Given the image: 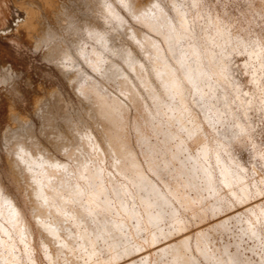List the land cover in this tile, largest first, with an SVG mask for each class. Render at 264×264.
Returning <instances> with one entry per match:
<instances>
[{
  "label": "bare ground",
  "instance_id": "obj_1",
  "mask_svg": "<svg viewBox=\"0 0 264 264\" xmlns=\"http://www.w3.org/2000/svg\"><path fill=\"white\" fill-rule=\"evenodd\" d=\"M185 1H187V0H0V86H4V88L0 90V214H1V212H3V208H4V210H6V214L8 213L9 216H12L14 219L17 218L18 221H21V224L16 222V226H18L17 224H19L20 226H23V227H20V228L18 227V229L22 230L21 228H23V230H26L29 233V236H31L33 234V232H34L33 231L34 229H32V225H31L33 223V221L31 222L29 220L28 216L26 215L27 213H26L25 206H28L29 207L28 210L31 209V211H30L32 213L31 217L33 219L37 220V222L40 225L38 230H40V228H41L48 235L46 237V241L44 240V242H43L45 247L46 246L49 247L53 243H54V245L57 244L55 242H58V240H59V238L61 236V235L59 236V223L57 221H53V222H50V223L46 224L44 219H43L49 213V212L47 213V210L44 207L45 206L44 202L45 201L48 202L49 200L51 201L52 199H53V202H54L55 200L52 197L55 196V195L58 197L60 195L59 194L60 193L59 189L60 188L64 189V187H63L64 181L63 180H62L63 181V185H61V187L58 186V187H60L59 189H57V186H56L57 182H55L56 184L54 185V186H56V188L55 189L53 187L51 188V186H53V184H54V180L56 179V177L55 178L51 177V175H53L52 173H54L52 171L53 169L51 167H54V170H55V168L62 167L63 165H64L63 168H65V166L67 165V164H65V163H67L66 161L64 163L63 161L58 159L57 156H55L56 155L55 153H54L55 155L52 154L54 152L53 147L55 148V152H56V150L57 151L58 150H61V151L64 150V151L67 152V150L70 149V148L72 150V148H77V147L82 146L84 148L83 149L81 147L82 150L88 151L89 154H90L89 150H92L91 148H93L94 150L97 151V154L95 153V151H94V154L97 155V158H98V155H99V158H101L100 159L101 161H102V159L103 160L107 159V157H111V159L113 158V160L115 162V164H113V165H116L115 168H117V170H118V171H115V172H117V173L120 172L121 173V174H118L119 176H121L119 180H121V178L124 179V176L126 178L130 174L129 172H133L134 169H135L136 171L133 172V173H135L136 176L134 177L133 175L130 174V176H128L129 179H128L127 182H129V180H130V183H129L130 186L133 184V183H131L132 182L131 180H135V181H137V184H139L140 183L139 181H141L142 179L143 180L147 179L148 181L146 180L145 183H144V181H141L145 185H146V183L148 184V182L149 183L153 182L151 185L148 184L149 187L147 186L150 189V191H149L150 194L154 197V200H153L154 201V206H150V208L151 207L155 208V204H156V206L165 204L167 206V209H168V206L171 205V206H173V209L176 208V210H177V209H179V207L176 204H174L175 197L178 200V198H180L183 195L182 193L184 192V191L181 192L182 195L180 194V197L179 196H172L171 195V192H172L171 189L173 188V185H172L170 190H167L168 192H163V188L162 187H164V186H162V185L167 183V186H169V185L172 184V182L170 181L171 183L169 184L168 183L169 179L167 180L168 182H164L163 181V179L165 180V178H163L162 180L160 179V178H162L164 176V175H162V177H160L161 173L162 172L165 173V172L160 170L162 172L159 174V172L157 170V168H159V166H160V164L158 163L159 157H157V156H160V155L158 153H161V156H162L161 159L166 158L168 163H171V162L174 163V161H178L179 160L180 164H178V165H180V166L177 165L178 169H177L176 165H175V167H176L177 170L181 171L179 173L180 175H185L183 172H186V169H189L190 165L187 164V161H186V158H185L186 155H187V158H188V154H191L190 157L194 160V162L192 161L194 164L195 163L197 164V162L199 161L200 158H202L204 160V157L205 158L208 157L209 155L213 154V152H214L215 156L217 157L216 160L217 161L221 160V153L219 151V147L220 146L217 145V147H215L214 146L215 143H213L214 141L217 140V139H215V138H217L216 137L217 136L216 135L217 131L215 132L216 136H213L215 138L212 139L211 135L208 132L209 130L207 131V129L204 126L205 121L203 123L201 120H199L197 118L200 115L197 116L198 115L196 113L197 110L193 106V103L191 105V102L194 99H192V101L190 100L191 101L190 102L189 99L191 97L189 96V94L192 93V92L195 93V91L193 90L194 88L197 90L196 93H198V96H199V97H197V102H198V98H199V100L201 99V101H202L201 104L203 105V108H204V111H205L204 112L202 110V112L201 111H198V112H200V113L204 112L203 115L205 117H208V119H209L210 113L211 114L213 113L212 116H215L214 112H212V111H216L217 110V107H218V104H219L218 101L220 102L219 98L221 99V97H223V96L226 97L227 96L228 91H224L226 89L225 87H223V88H225L223 91L227 92L226 95L225 94L223 95L224 92L222 90H218L220 85H218V88L217 87L215 88V86H217V84H219L218 80H220V79H218V78H220V76H217L218 78H216V75L221 73L220 72L221 70L217 69L218 72H216L214 67H213V65H211V64L214 63L213 61L216 60V59L214 60V57L216 55V50L214 49L213 46H214V44H217L219 42L220 37H221V36L219 37V35L221 33V30L223 31V29H221V26H224V25L222 24L220 26V23L218 21L219 19H217L218 17L216 15H215V17H217V18L214 17L215 18L214 20H216V21H211L210 20L211 11H208V13H206V14H209L208 15L209 16L208 19L210 20V22H214V23L216 22V23L213 25L212 23L208 22L209 20L206 19L207 15L205 16V18H204V15H203V18L206 19L205 21H207L208 24L210 23V27L200 25V21H198V17L202 18V16H200V15L205 14V13H203L205 10L203 11L201 8L205 4L208 5V1H206L205 4L202 3L203 4L202 5L201 4L202 0H192L194 6L196 8V11H197V13L194 16H192L190 14V12L187 10V6L188 5H185ZM253 1L251 2V6L255 5V4H252V3H254ZM259 1H261V0H259ZM245 2H246V0H245ZM245 2H243V3H245ZM240 3H241V0H240ZM255 3H257V1H255ZM260 3H263V2L261 1ZM186 4H189V3L187 2ZM214 4L212 3L213 7H214ZM200 6H201V8H200ZM210 6H211V3H210ZM245 7H246L245 9H247V6H245ZM260 7L261 6L259 5V8ZM189 8H191V5H190ZM206 8H207V6H206ZM259 8H257L258 11H259ZM214 9H215V7H214ZM223 9H224V6H223ZM242 9H244V7ZM245 9H244V11H245ZM260 9L264 10V6H262V8H260ZM215 10L219 11V9H215ZM253 10L256 13H259V12L256 11V8L255 9L251 8V11H253ZM221 11H222V9H221ZM221 11H219V12H221ZM247 11L249 12L250 10L247 9ZM213 13H214V11H213ZM263 13H264V11H263ZM216 14H217V12H216ZM221 14H222V12H221ZM245 14H246V12H245ZM260 14H261V11H260V13L258 15H260ZM252 15H254V14H252ZM221 16L219 17L220 19H222ZM225 16H226V12H225ZM225 16H224V18H225ZM227 16H229V14ZM262 16H264V14ZM250 17H252V16H250ZM258 17H260V16H258ZM204 19H203V22H205ZM251 19H253V17ZM224 21H226V19ZM235 21H236V19H235ZM226 23H225V25H226ZM204 25H207V24H204ZM228 25H229V23H228ZM228 25H227V28H228ZM250 27H248V28H250ZM229 28H231V27H229ZM251 28H253V27H251ZM232 30H230V31H232ZM226 31H228V35L230 33L231 34L234 33V31L229 33V30H227V29H226ZM223 32H225V31H223ZM242 33H244V32H242ZM254 33H255V30H254ZM203 34H205L206 37H208V40H210V44H211L210 46H207L205 44L202 45V41H201L200 38H201V36ZM258 34H259V32H258ZM242 36H244V35L242 34ZM239 38H242V37H239ZM247 38L248 37H246V40L250 39V38L249 39H247ZM260 38H261V36H260ZM260 38H259V40H260ZM257 39H254V41H259ZM205 40H207V39H205ZM224 40L226 41V39H224ZM250 40H252V39H250ZM250 40H249V42H250ZM228 41H227L228 44L230 43L229 45H231V46H234V44L236 42V41L234 42V39H233L234 44H231L232 43V39L231 38H228ZM221 42H222V40H221ZM239 42H241V41H239ZM219 45H223L224 46V44H220V43H219ZM223 46H219V47L223 48ZM235 46H236V44H235ZM249 46H251L250 43L247 46H245L243 44V49L245 48V50H246V47L248 48ZM216 48H218V47H216ZM232 48H230V49H232ZM220 49L217 50V52H220L221 51ZM224 49H225V46H224L223 50L221 51V55H222V53L224 54V51H226L227 48L225 50ZM229 51L231 52V50H229ZM262 51L263 50H260V52H262ZM239 52H241V51H239ZM228 53H227V56L230 55V54L232 55V53H230V54H228ZM256 53H257V51H256ZM244 54H246V53H244ZM258 54L262 55V53L258 52L257 56H259ZM227 56L225 58H227ZM263 56H264V54H263ZM231 59L232 58H230V60ZM220 60H222V59H220ZM220 60H219V63L221 62ZM27 62H28V64H29V62H30V64L33 63L35 65L34 66L35 68L32 67V69L34 68L33 69L34 72L28 71L29 69L28 70L26 69L27 73L28 72L29 73L32 72V73L31 74H25L26 76L27 75H29V76L28 77H24L23 76L24 72L26 73V70H24V69H25V67H27ZM216 62L214 64L218 63V62L217 63ZM261 63H263V62L261 61ZM222 64L221 65L219 64V65L222 66ZM78 65L82 66V70L81 71L76 70V67ZM88 66L91 69H94L95 71L100 72V74L103 76V78H105L107 81L117 85L119 90L124 94L125 99H121V98L120 99H117V98L113 99V98H110L104 92V89L101 87V83L98 82V81H94L92 83L93 87H92L91 90H90V88L86 89L83 80L86 77V73L89 72L88 71L89 70ZM226 66L227 65L225 64V67ZM262 66H264V64ZM225 67H223V68H225ZM215 68H219V67H215ZM223 68H222V70L225 71V70H227L228 67L225 68V69H223ZM53 70L55 71L54 73H56V74L58 73L62 78L66 79V80H70L71 92L70 91H66L65 89H63V87L60 84H58V85H56V86H54L52 88H49L47 86H45V87L43 86V88H41V89L35 88L34 86L36 84L33 86V84H34V80L33 79L36 78L35 75H37L38 73H41V74H44L46 76L51 77V76L54 75ZM244 71H246V69ZM229 73H230V71L228 72V76H229ZM226 74L223 73V74H220V75H226ZM231 75H232V73H231ZM229 77L230 78L226 77V80L228 78L230 80V82H231V77H233V76H229ZM205 78H207V80H208V83H206L209 86L208 87V91H207V88H206L207 85L205 86V82H206ZM221 78H222V76H221ZM26 80H27V82H26ZM234 81H235V79H234ZM188 83H190V86L193 85V87H194V88L192 87L193 89L191 88L193 90L192 92L189 91L190 87H189ZM222 83H223V81H222ZM224 84L222 86H224ZM229 86H230V84H228L227 87H229ZM243 86H244V84L241 87L243 88ZM230 88H231V86H230ZM214 89L218 90L217 92H219V91L223 92V93H221L223 96L220 97V95H221L220 93H219V96H217V98H218V99L216 98V100H218L217 103L214 101L216 103V105L211 100V97H213V95L215 94V91H216ZM220 89H221V86H220ZM232 89H233L232 91H234L233 94H235L234 87ZM263 89H264V87H263ZM229 90H230L229 92L232 94L231 89H229ZM259 90H261V89H259ZM230 93H229V95H231ZM244 93H245V91H244ZM244 93H243V95H244ZM196 96H197V94H196ZM236 96H237V94H236ZM27 97H29V99L31 98L33 100V102L35 103V106H36L35 114L40 120L38 126L36 125L35 120L26 119L27 115L24 114V101L26 103V101L29 100V99L26 100ZM244 99L246 101L247 98L244 97ZM224 100H226V99H224ZM228 101L230 102V100H228ZM222 102H223V100H222ZM229 102L226 101V103H229ZM223 104H224V102H223ZM240 104H243V103L241 102ZM229 105H231V103H229ZM228 107H225V109H224V107H222V108L225 111L226 108H228ZM233 108L234 107H232V109ZM7 109L10 112V114H7L8 115V120H5V118H3V119L1 118L2 117L1 115H3V117H4V114L8 113V112H6ZM197 109H198V106H197ZM219 109H220V111L221 110L223 111V109H221L220 107H219ZM228 109H230V108H228ZM199 110H201V109H199ZM174 112H176L175 115L177 114V117L174 115L176 118L171 117V113L174 114ZM225 112H228V110H226ZM230 112H232L231 113L232 115H235V114H233V111H230ZM236 112H238V111H236ZM240 113L241 112H239V114ZM84 114H86V118L87 119H88V117L92 118V120L94 122V125H92V126H95L94 128L96 129L97 133L94 130L88 132V130H85V129L82 128V126L80 124L84 120L83 119L84 118ZM231 114H230V117H231ZM239 114H238V116H239ZM7 115H5V116H7ZM201 116H202V114H201ZM221 116L222 115H220V117ZM205 117L203 118V120L205 119ZM189 118H190V120H191V118L192 119H196L197 118L196 119V124L193 123V125L190 126V124H189V126H188L186 122L189 120ZM221 118H224V116H222ZM208 119H207V121H209ZM238 120H240V118ZM220 121H219V123H220ZM173 122H176V124H174L175 126L173 125ZM211 122H210V124L214 125V123H211ZM90 123H92V122L90 121ZM236 123H237V121H236ZM239 124H241V123H239ZM243 125L245 126V124H243ZM244 126L242 128L237 126L239 128V130H237L238 128H236V130L238 132H240V130L246 129V128H244ZM225 130H227V129H225ZM225 130H224V133H227V131H228V134L230 133L229 129L226 132H225ZM233 130L231 132H233ZM198 131H199V133H201L200 135H202V137H203L202 138L203 142L199 144L198 143L199 141L198 142L196 141L197 142L196 145H198L199 148L198 147H194V149L197 148L196 150L197 151L200 150V151L198 153H196V155H193V153H195L197 151L193 150L194 152L191 153L192 152L191 151L192 148H191L190 145H192L191 144L192 141H187L184 137L189 132L192 133L191 137H193L192 136L194 134L193 132L198 133ZM184 132H188V133H186L183 136ZM245 132H243V133H245ZM153 133H156L157 135H160V136H163V137L158 138L156 135H154V137H156L157 139H153L152 138L153 137ZM221 133H223V132H221ZM224 133H223V135H224ZM243 133L240 132V135L241 134L243 135ZM245 134H244V136H245ZM220 135L221 134H219V136ZM225 135L227 136V134H225ZM172 136L178 138L177 143H174L172 138H170ZM196 136L194 135L193 138H195ZM199 136H197V137L199 138ZM231 136L232 137H238L239 135L237 136V134H234V136H233V134L231 133ZM231 136H230V140H231ZM191 137L189 135V139L190 140H191ZM239 137H242V136H239ZM223 138H225V136ZM200 139H201V137H200ZM235 139H239V138H235ZM5 140H11L12 141V146L4 147V145H2V143L5 142ZM171 140L173 141L174 145L177 144L176 148L174 146H172V144H171V146L173 148H175L176 151L175 150L173 151L172 148L169 151V148H170L169 147V142L171 143ZM233 140H234V138H233ZM193 141H194V139H193ZM219 141H220V139H219ZM175 142H176V140H175ZM220 142L223 143L222 139H221ZM224 142H228L227 139ZM216 143L218 144V142H216ZM229 143H231V141H229ZM235 143H236V141L234 142V144ZM194 144H195V141H194ZM234 144H233V146H234ZM221 145H223V144H221ZM193 146H195V145H193ZM225 146H228V145H225ZM51 148H52L53 151L51 150ZM224 149H227V148L226 147L223 148L222 152H224ZM71 150H69L68 152L70 153ZM180 150L182 151V154H183V151H186V152L191 151V152H188V153H186V155L184 157H181L180 154H179ZM229 150H231V148H229L227 151L229 152ZM73 153H75V151L70 153V155H68V156L71 157V154L73 156ZM167 156H169V157H167ZM95 157L96 156H94V158ZM97 158H95V160L92 159L91 161H96ZM206 159H205V163H208L209 166H210V163H209V159L210 158L208 159V162H206L207 161ZM74 160H75V158H74ZM203 160H201V161H203ZM224 160H221L220 162L222 163V161H224ZM236 160H238V159H236ZM212 161H213V157H212ZM68 162H69V160H68ZM77 162H79V160ZM102 162H101V164H103ZM220 162H218V163L220 164ZM87 163H89L88 160H87ZM87 163H86V165L85 164L84 165L85 166L88 165L89 169H86L85 171L87 172V170H89L88 171V173H89L91 168H92V166L87 164ZM211 163H213V162H211ZM93 164H95V162H93ZM96 164H98V161H97ZM47 165L49 167L51 166L50 167L51 169L50 168L49 169L52 172L48 168H46V167H48ZM81 165H83V163ZM84 165H83V170L85 168H87ZM221 165H222V169L221 170L225 172V173L223 172V175L225 174L224 177H223L224 180H222L223 183L225 181L226 184L228 183L229 185H231L234 181H235V183H237L236 181H238L240 183L243 182L245 184L244 187L242 185L243 183L241 185H239V186L237 185V187L239 189L243 190L245 187H246V189L249 188L248 184H247V182L249 180L248 179L246 180L245 178H243L244 174H242V176H241L239 172L237 173V171L234 170L232 163L226 161V162H223L222 164H220V167H221ZM37 166H39V167H37ZM41 166L43 167L44 171L46 170L44 172V176L46 175L45 176L46 178H47V176L48 177L50 176L52 179H54L53 180V184H52V179L50 177H49L50 180H47V184H46V178L45 179L44 178L39 179L36 176L38 174H41L40 173V171L42 170ZM77 166H79V165H77ZM97 166L99 167V164ZM100 166H102V165H100ZM194 166L195 167L200 166V168H201V165H197V166L194 165ZM212 166L215 167L216 164H215V166L212 164ZM220 167H217V168H220ZM240 167H242V166H240ZM240 167H239V169H240ZM37 168H39V170L40 169L41 170L40 171H38V170L36 171ZM66 168H68V166ZM78 168L80 169L81 167H78ZM208 168L203 170L204 171L203 172V176L199 174L203 179H206L207 181H209L214 176V173H215V172H213V174H212L211 171H214V170L210 171ZM68 169H66L67 172H68ZM70 169H69V171H70ZM93 169L95 171L97 169V167L93 168ZM101 169H103V168L101 167ZM128 169H132V170L127 172ZM176 169H173L171 171L174 172V170H176ZM196 169L193 170L194 173H197ZM210 169H212V168H210ZM58 170H60V168ZM92 170H91V172H94ZM97 170H100V169H97ZM35 171H36V173H38V172L39 173L36 174ZM71 171H73V170L71 169ZM100 171H102V170H100ZM215 171H217V170L215 169ZM64 172H66V171L64 170ZM91 172L89 173L90 175H91ZM106 172H108V171H105V173ZM172 172H171V174H172ZM219 172H220V169H219ZM219 172H216V175H217V173L219 174ZM42 173H43V171H42ZM97 173L98 174L101 173V175L105 176L104 172L102 174V172H98L97 171ZM154 173H155L156 176H157V174H159V176L157 178L160 177L159 178L160 180L156 178ZM174 173L177 174L178 171L174 172ZM191 173H192V171H191ZM60 174H58L59 175L58 176L57 172H55V175H57L58 177H60ZM74 174H75V172H74ZM77 174H75V175H77ZM84 174H83V176H84ZM94 174H93V176L98 175L96 173H94ZM188 174H189L188 176H191L190 172ZM201 174H202V172H201ZM69 175H70V177H74L75 176V175L71 176V175H73V172H71ZM87 175L85 174V176H87ZM112 175H111V177H109L110 176V174H109L108 177L112 178L113 177ZM118 175H117V177H114L113 179H115V178L117 179L119 177ZM122 175H123V177H122ZM204 175H205V178H204ZM210 175H213V176H210ZM83 176L78 175L77 177H79L78 179H80ZM98 176H100V175H98ZM206 176H209L211 178L208 177L209 178V180H208ZM235 176H237V178L239 180L238 179L235 180L236 179ZM148 177H149V179L151 181L152 180L153 181L150 182ZM174 177H176V176L174 175ZM177 177H180V176L178 175ZM220 177H222V176H220ZM240 177L245 179V181L243 179H241ZM83 178H81L80 180H84ZM89 178L91 179V177H89ZM100 178L101 177H99L98 179H100ZM109 178L106 177L105 179H108V181H109ZM176 178H175V181L177 180ZM181 178L182 177H180V179ZM196 178H198V177H196ZM60 179H63V177H60ZM68 179L66 178V182L65 183L68 182L67 181ZM72 179L73 180L74 179L77 180L76 176L74 178H72ZM90 179L89 180L86 179L87 181L84 180V182L85 183L88 182V181L91 182ZM217 179L215 180V182L217 181ZM43 180H45V181H43ZM73 180H71V183H72ZM119 180H118V184L120 183L119 185L125 184L122 181H121L122 183L119 182ZM157 180H159V182L160 181L164 182V184L160 182L162 184V185H160L157 182ZM181 180H183V178ZM186 180H187V178L185 179V181ZM189 180H190V177H189ZM211 180L213 181L214 177ZM48 181H50V185H49ZM108 181H107L108 184H106L107 186L110 184L109 182L111 180L109 182ZM185 181H184V183L186 185ZM196 181H197V179H196ZM210 181L208 183H210ZM219 181H220V179H219ZM73 182H75V181H73ZM84 182L83 183L80 182L81 185H78V188H77L78 192H76V193L79 194V196H78L79 204L76 205L75 201L73 202V201H70L71 199L70 200L66 199V200H69L68 201L69 204H66V205H69L68 210L69 209L70 210L68 212L71 214L70 217L69 216H67V217H69V218H73L74 217V221L77 222V223H80L78 221L81 220V218H83L85 220L84 217L86 216L85 213H86L87 210H86V208H85L86 211L83 210V209H84V206H86L87 209L89 208L88 209L89 210L88 211V215H87L88 218L86 217L87 218L86 221H83V222L86 223L87 221H89L90 218H91V220L93 219V220L96 221L95 225L92 224V227L89 226L90 222H87L88 223V225L86 224V226L88 228L87 231L89 229H91L92 232H90V233L95 235L94 237H96V238L99 237V240L101 238L100 236H102V238H101V240H102L105 237V234L107 232L108 233H112L114 230H117L115 232H118V228L115 229L114 227H113L114 230L111 228L113 230L112 231L110 229L111 226H113V225H115V226L117 225V227H119V225L120 226L121 225L124 226L126 224L125 221H127L126 219H123L124 220L123 221L122 218H118L119 217V213H117V212H116L117 213V216H116L117 218L116 217L111 218V216H112L111 212L112 211L109 212L110 216L107 214L109 216L108 217L106 215V212L103 213L102 210H99L100 207L99 206L96 207V205H95L96 203H97V205L99 204V202H98L99 200L97 198H99V199L101 198L100 194H104L105 195V193H107L109 190H110L111 195L113 193L115 194V188L114 187H116L117 185L114 186L112 184V186L114 188V192H111V190L113 188L108 190L107 188H109L110 186L107 187L104 183H103V185H100V184H102L101 183L102 181H101V182L98 183L100 186H96V188L98 187L97 193L94 192V191H93L94 193L91 192L95 196V198L90 193H89V195H91L92 198H89L88 191H87L88 189H87L86 193H87V197L88 198L84 199V198L81 197L82 195L84 196V194H85V193H83L84 192V187L83 186L86 185ZM97 182H98V180H97ZM97 182L95 184H97ZM190 182L192 184H196V182L193 181V180H191ZM222 182L220 181L219 183L218 182H216V183H217V185L218 184L221 185ZM69 183H70V180H69ZM76 183H77V181H76ZM177 183L180 184V181L177 182ZM208 183H206V184H208ZM214 183L211 186L213 188V190H215V191H213V193H216V191H217V193H218V194H216L217 196L219 195V197H225L226 194L224 196H221V194H222L221 191L223 190L222 187L221 186H217ZM240 183H237V184H240ZM60 184H61V182H60ZM77 184H79V183H77ZM88 184H89V182H88ZM88 184H87V186H88ZM179 184H176V186L177 185L179 186ZM104 185L107 187L106 188L107 192L104 190V188H105ZM142 185H140V186L142 187ZM74 186H76L75 183H74ZM74 186L71 185V189L75 188ZM126 186L124 185V187H126ZM128 186L125 188V190L128 188ZM135 186H137V185H135ZM208 186H209V184H208ZM65 187H66L65 189H67L66 185H65ZM91 187L93 188V186H91ZM189 187H191V186H189ZM196 187H197V185H196ZM203 187H205V186H203ZM219 187H221L220 189H222V190H220ZM69 188H68V190H70ZM87 188H89V187H87ZM117 188H118V186H117ZM166 188H170V187H166L165 186L164 190ZM178 188L179 187H177V189ZM209 188H210V186L207 188V190H209ZM232 188L236 189V187H234V186ZM253 188H255L254 184H253ZM52 189H54L56 191L58 190L57 193L58 192L59 193L57 194L56 191L53 190L56 194L52 195V192H53ZM94 189H95V187H94ZM131 189H133V188H131ZM131 189H130V191H132ZM139 189H141V188H139ZM258 189L255 192L260 191ZM60 190L62 191V189H60ZM210 190H212V189H210ZM242 190H241V192H242ZM103 191H105V192H103ZM116 191H117V189H116ZM127 191L129 192V190H127ZM169 191H171V192H169ZM173 191H174V188H173ZM176 191H178V190H176ZM229 191L231 192L230 189H229ZM245 191L246 190L244 189L243 193ZM70 192H72V191H70ZM125 192L122 193V194H125ZM145 192H147V191H145ZM247 192H248V195H249V191H247ZM134 193H136V192H134ZM200 193H202V192H200ZM200 193H199V195H202ZM234 193L235 192H232V194H234ZM243 193H241V194L243 195ZM258 193H256V194H258L257 198H259V195H261L260 192H258ZM69 194H75V193H69ZM69 194H67V195H69ZM114 194L111 197L106 194V200H105V197H103V198H104L105 202H107V200L111 198V201H108L109 205H110V203L114 204V203H116V201L117 202L119 201V207L117 208V205H116L117 209H115V210L118 211L120 207H121V209H123L124 207L127 208L128 206H130V208L132 207L131 209L134 208V210H136L135 207L137 205L136 206L134 205L135 207L131 206L134 203H131V205H128L127 203L129 201H127V202L123 201L125 198L122 200L123 196L121 194H118V192H117V194H115V195ZM175 194H177V193H175ZM187 194L188 193H186L185 196ZM210 194L212 195L211 197L215 196V195L213 196L212 193H210ZM252 194L253 193L251 191V195ZM130 195H132V194L130 193ZM130 195L128 193V197L125 196L126 199L130 198L129 197ZM133 195H135V194H133ZM137 195H135V197H137ZM188 195L186 197L182 196V198L183 197L186 198L185 200H184V198L182 200L187 202V203H185L187 205L184 206V201H183V206H184L183 209H184V211H186L185 209L186 208L188 209V207L190 206L189 205V201L191 199L190 200L188 199ZM234 195H235L234 199H238L237 194L235 193ZM242 195H240V196H242ZM244 195H246L248 197L247 193L244 194ZM253 195H255V193ZM64 196H66V195H63V198H64ZM70 196H72V195H69V197ZM141 196L142 195L140 194V197ZM149 196L150 195H146V197H149ZM230 196H229V198H230ZM246 196H243V197H246ZM57 197H55L56 200L58 198H60L61 196H59L58 198ZM69 197H67V198H69ZM132 197L133 196H131V198ZM143 197L146 199V197L144 195H143ZM189 197H193L194 198V197H197V195H195V196L189 195ZM201 197L203 198V196H200V197H198V199H200ZM219 197H217L216 199H220ZM232 197L233 196H231V198ZM74 198H75V200L77 199L76 196H74ZM93 198L97 199L98 201H94L93 202L92 201ZM149 198H148V200H149ZM262 198L264 200V196H262ZM60 199L58 201H56V204H55V202L54 203L51 202V203H53V204H51L50 201H49V206L53 205L51 207H54L53 209H55L56 206H54V205H57V209L58 210H56V211H59V209L61 207L58 206V205H61V202L64 200L63 199L61 202H59ZM138 199H136V200H138ZM140 199L143 200L142 197ZM195 199H197V198H195ZM198 199L197 200L192 199L194 201H198V203H196V204L192 203L193 201L191 200L190 204L192 203V204H195V205L191 204V210H190V207H189V209L187 211H191V212L195 213L196 211L194 212V210H198V208H201V209H199V211H197L198 213L200 212V214H198L197 212L196 213H197V216L199 215V216L202 217L201 212H203L202 214H204V213L206 214L207 211H205V210H208L207 208L205 209V207H207V206L208 207L209 206L212 207L215 204H213L214 201H212V203L209 202V203H211L213 205L212 206H211V204L207 205V206L205 205V207H204L205 210H202L203 208H202V206L199 207L200 206L199 203L201 202V204H202L203 201L204 202L206 201L208 203V201L204 200V199H202L203 201L201 199L200 200H198ZM211 199L213 200V198H210V201H211ZM223 199L224 198H222L221 200H223ZM250 199H251V197H250ZM255 199H256V197H255ZM260 199H259V201H260ZM182 200L180 199V203H181ZM241 200L245 204L246 201H244L243 199H241ZM104 201H102V202H104ZM151 201H152V199H151ZM215 201L217 202L218 200H215ZM224 201H226V200L224 199ZM230 201L231 200H229V202ZM255 201H257V200H255ZM42 202H43L44 206L42 205ZM47 202H45V203H47ZM57 202H59L60 204H58ZM144 202L147 205L146 200ZM176 202H179V201H175V203ZM92 203H94V204H92ZM222 203L226 204V202H222ZM235 203H239V201L237 202V200H236ZM246 203H248V202H246ZM105 204L101 203L100 204V206L102 205L101 208ZM197 204H199V205L196 206ZM220 204H221V202L219 203V205ZM225 204H224V206H225ZM227 204H226L225 207L223 205L222 206L224 208H226ZM232 204L234 205V203H232ZM232 204L230 202V207L232 206ZM239 204L240 205H238V206L240 208L242 206L241 205L242 203H239ZM252 204L253 203H251V205ZM254 204L256 205L255 202H254ZM262 204H263V202H262ZM64 205H62V207ZM139 205H141L143 207L144 204L143 205L139 204ZM149 205H151V203H149ZM180 205H182V204H180ZM91 206H93L94 209H92L93 207H91ZM171 206H169V207L171 208ZM186 206H188V207H186ZM195 206L197 207V209L195 208L192 211V209ZM217 206H218V204L216 203L215 207H217ZM236 206H237V204H236ZM114 207H115V205H114ZM146 207L143 208V209H145V212L142 213V214H145V216H146V213H147L146 212L147 209H149V208L146 209ZM215 207L214 208L212 207V208L215 210ZM219 207H221V206H219ZM230 207L228 206V210L230 209ZM64 208L65 207H63L61 210H63ZM154 208H152V209H154ZM224 208L223 209L219 208V209L224 210ZM239 208H238V210H239ZM242 208H244V207H242ZM250 208H252V210H253V207H250ZM66 209H64V211ZM102 209L110 210L107 206H106V208L104 207ZM152 209H151V212L153 211ZM157 209H160V208L157 207ZM183 209H181V210H183ZM232 209H233V207H232ZM232 209H230V210L232 211ZM244 209L246 210L247 207H245ZM259 209H261V208L259 207ZM61 210L59 212V215L61 213V216H62L63 215L62 213L64 211L61 212ZM82 210H83V212L85 211L84 215H81V214H83ZM134 210H132V211H134ZM137 210H139V208ZM137 210L134 211V212H138V214L143 211V210H141V212H139ZM214 210H212V214H213ZM226 210L227 209H225L223 211V213H221V214H224V212H226ZM238 210L235 209L234 211L235 212L237 211V213L240 214V216H241V214L244 213V211H238ZM66 211L64 213H66ZM100 211H101V213H100ZM163 211L165 212V210H163ZM257 211H258V209H257ZM128 212H126V214ZM176 212H178V210ZM235 212H233V213L235 214ZM252 212L253 213L250 212L249 214H246V212H245L246 217H245L244 220L246 221V223H244L242 225V227L245 225V227H244V229L246 228L245 230H247L248 232L250 231L251 234L252 233L256 234L257 235L256 237L259 238V236L261 235L260 227L258 225V224H261L260 219H259V213L254 212V211H252ZM99 213H100V215L102 217L99 216ZM148 213H150V211ZM180 213H183V212L181 211ZM193 213L191 215H193ZM262 213H264V212H262ZM2 214H4V212ZM55 214L57 215V213H55ZM91 214L94 217L93 216L90 217L89 215H91ZM132 214H133L132 217L133 216H134V218L137 217V220H141V219L143 220V218L139 217L136 213H135L136 215H134V213H132ZM150 214H152V213H150ZM161 214H162V212H161ZM161 214L159 213L160 216L165 215L164 213L162 215ZM210 214H211V212H210ZM214 214H215V212H214ZM216 214H215V216H216ZM234 214H233V216H231L232 213L229 212L226 215L227 217H225V215H224V216H222L223 218L221 217L222 219L220 218V220H219V218H216L217 222H219V224L223 223L225 227L222 224L223 227L222 226L219 227L218 225H216L217 227H215V228L214 227L211 228V225L215 226L214 223L211 224L212 222L210 220H211V217L213 216V215H211L210 219H207V220L210 221V223H206L208 225L210 224V226H206V227H210L211 230L212 229H217V228L219 230H220V228L223 230V229L226 228V223L225 222L227 221V219H228V221H230L231 218H229V217H234L235 215H237V214H235V215ZM59 215H58V217L62 221L64 218H62V217L60 218ZM64 215L66 216V214H64ZM130 215L131 214L128 213V220H129ZM148 215L149 214H147V216ZM188 215H190V214H187L186 217ZM81 216H84V217H81ZM120 216H122V215H120ZM145 216H143V217H145ZM156 216L158 217L157 214H156ZM199 216H198V218H200ZM204 216H206V215H203V218L205 220L206 217H204ZM1 217L5 220L6 215L5 216L2 215ZM12 217H8V218L11 219ZM162 217L166 218L165 216H162ZM162 217H160V218L162 219ZM172 217H174V216H172ZM175 217H176V215H175ZM178 217H176L175 220H179ZM207 217H209V216L207 215ZM263 217H264V215H263ZM2 218H1V221H3ZM123 218H124V216H123ZM154 218L156 219V217H154ZM184 218H185V215H184ZM184 218L182 217V219H183L182 221H184ZM203 218H201L198 221V223H196V229H194V233L193 234H195V235L198 234L197 231L198 232L200 231V228H201L200 226L201 225L202 226L206 225V224L203 225V222H206L207 220L203 221L202 220ZM213 218L215 219L214 216H213ZM10 219H7V220H10ZM14 219H11V220L14 221ZM65 219H66V217H65ZM68 219H66V220H68ZM146 219H144V220H146ZM185 219H187V218H185ZM237 219L239 220V218H237ZM7 220H5V221H7ZM201 220H202V224H201ZM233 220H235V217H234ZM242 220H243V218H242ZM58 221H60V220H58ZM156 221L157 220H155V222ZM220 221H222V222H220ZM239 221L238 222L233 221V222H236L235 224H237V223H239ZM11 222L9 223L10 227H11V224L13 223V222L12 223ZM63 222L65 223L67 221H62V224H64ZM83 222H81L82 225H84ZM147 222H150V221H147ZM157 222L160 224V221H157ZM185 222H186V220H185ZM258 222H260V223H258ZM5 223H7V222H5ZM73 223L74 222L70 223V224L73 225V227H74V225H75V227L78 226L75 223L74 224ZM91 223H92V221H91ZM98 223L99 224H105L103 226L101 225L103 228L104 227L106 228V227L110 226L109 227L110 230L108 228H106L107 229L106 230L107 232H106L103 229H100V227L98 228L97 227ZM127 223H129V222L127 221ZM134 223H135V221H134ZM164 223H167V221L164 222ZM229 223L230 222H228L227 227L230 226ZM240 223H242V222H240ZM263 223H264V221H263ZM1 224L2 223H0V229L1 230L5 229L4 231H6L8 228L5 227L4 229H2L1 227L3 226V224H2V226H1ZM7 224H5V225H7ZM13 224H15V223H13ZM129 224L131 225L132 222H130ZM142 224H143V222H142ZM153 224H154V222H153ZM159 224H157V225H159ZM198 224H199V227H200L199 229L197 228ZM93 225L95 226L94 229H93V227H94ZM136 225H138V224H136ZM181 225H185V224L181 223ZM16 226H15V230L18 231V229H16ZM86 226H84V229H83V227L81 228L82 231L79 229L80 227H77L76 231L79 229V231L82 233V232L86 231V228H85ZM151 226H152V224H151ZM24 227H25V229H24ZM127 227H129V225ZM132 227H134V226H132ZM137 227L139 228L140 226H137ZM158 227L161 228L160 225L157 226V228ZM189 227H190V225L188 226V228ZM242 227H241V229H243ZM13 228H11V229H13ZM141 228L142 227H140V229ZM182 228L184 230V228H187V227L183 226ZM228 228H226V229L230 231V228L229 229ZM11 229H9V230H11ZM68 229H69V227H68ZM71 229H69V232L71 231ZM133 229H130V230L132 231ZM142 229H141V231H142ZM143 230H145V229H143ZM146 230L149 231L148 228ZM150 230L152 231V228H150ZM153 230H155V229H153ZM185 230H187V229H185ZM188 230H187V232H185L186 234L188 233ZM190 230H193V229L191 228ZM195 230H196V232H195ZM204 230H205V232H203V233L205 234L206 237H208V235H206L207 232H208L207 229H204ZM217 230H215V232L216 233L219 232V235H220V232L222 230L221 231H219V230L217 231ZM8 231H6V232H8ZM89 231H88V233H89ZM202 231H203V227H202ZM202 231H200L201 232V236H202ZM10 232L13 233V230H11ZM16 232H15V234H17V235L20 234V232H19V234H18V232L17 233ZM132 232H135V230L132 231ZM211 232H213V231H211ZM211 232L209 231L208 233L210 235H212ZM103 233H105L104 236H103ZM24 234H26V233H24ZM157 234H159V233H157ZM160 234H162V232ZM191 234H192V232H191ZM204 234H203V236H204ZM78 235L82 236V238H83L87 234L85 235V233L84 234H80L79 233ZM78 235L76 234L77 237H78ZM89 235H87L88 237L86 236L87 238L84 237L86 239V241H88ZM110 235H112V237H116L117 235L120 236V233H118L116 236H114L115 234L113 235V233L110 234ZM162 235H164V233ZM166 235L168 236V232H167ZM118 236H117V238H118ZM154 236L155 237H153V238H155L157 240L156 237H158L159 235L156 236L155 232H154ZM187 236L183 237V235H182L181 241H184ZM201 236H200V238H201V240H203L202 239L203 236L202 237ZM214 236H215V233L213 232V238H214ZM228 236H230L229 232H228ZM261 236L263 237V235H261ZM18 237L21 239V234ZM23 237H27V236L23 235ZM62 237L60 239L63 240V238H65V236L63 238ZM91 237L93 238L92 235H91ZM163 237H165V236H163ZM222 237H224V239L228 238V240H229V237H227V235H225V233H224V235L222 233ZM96 238L95 239L93 238L94 241L98 240ZM108 238L111 239V236H108L107 239ZM117 238H116V240H117ZM124 238H125V236H124ZM127 238L128 237L125 238V241H124L125 243H126V239ZM134 238H135V236H134ZM182 238H184V239H182ZM197 238H199V234L197 235ZM197 238L194 240L193 237H192L193 241H196V240L199 241L200 238L199 239H197ZM215 238H216V236H215ZM85 239L81 240V241L82 242L84 241V243H85L86 242ZM131 239L133 240V235H132ZM148 239H149V237H148ZM152 239H151V241H152ZM155 239H153V240H155ZM158 239H161V238H158ZM211 239H212V237H211ZM5 240L7 241V239H5ZM73 240H75V242H77L76 238L75 239L73 238ZM119 240L116 243H118ZM137 240L138 239H135V241H137ZM201 240L199 241L200 243L202 242ZM205 240L208 241L209 237L204 239V248H206L204 250H206L205 254L208 255L209 254L208 248L210 247L211 244L213 245V243L215 242L216 239L214 240V242L212 241V243L211 242L208 243ZM217 240L219 241L220 238L217 239ZM0 241H2V238H1ZM3 241H4V239H3ZM63 241L66 244H70L71 243V242L66 241L65 239ZM122 241H120L121 245H122ZM135 241H133V242H135ZM159 241H160V243H162L161 242L162 240H159ZM185 241H184V244L187 245L186 243H188V242L185 243ZM221 241L222 240L219 241L220 244H219V242L217 243V241L214 243V250H212L213 246L210 248L211 253L208 256H209V258H210V256L212 258H213V256H215V258H213V260L215 259L214 262L217 261L219 264H250L247 261L248 257H247V260L244 259L246 257V254H243L245 256L243 258L237 252L239 247H241V245L239 243L236 244V246L233 249V250H235V248H238L237 251L235 250L234 252H232V251H230V250H232V248L229 250V246L221 244ZM224 241H226V240H224ZM234 241H235V239H234ZM234 241H232V243ZM64 242H62V243L64 244ZM199 242L197 244H196V242H192L193 244L195 243V245H196L195 248H194L195 250L198 247L203 248V245H202V247L198 245V244H200ZM228 242L229 243L224 242V244H226V243L230 244V241H228ZM236 242H238V241H235L233 244H235ZM7 243H10V242H6L5 244L7 245ZM100 243H101V241H100ZM137 243H139V242H137ZM141 243H143V242L141 241ZM172 243H174V242L172 241L171 244ZM179 243H180V241H179ZM5 244H3V245H5ZM59 244H60V242H59ZM130 244H131V242H130ZM136 244L133 245V246H136ZM167 244H168V241L164 245H167ZM180 244L178 246L181 247L182 246V242ZM8 245H10V244H8ZM57 245H56V247H57ZM61 245H58L60 247L58 249H56V250H59L62 247L61 251L63 253V247L64 246H61ZM96 245H97V243H96ZM115 245H117V244H115ZM158 245H159V243H158ZM189 245L186 246L185 250L187 249V247L191 246V245L190 246ZM237 245L239 247H237ZM80 246H81V244H80ZM111 246L113 247V245H111ZM169 246L167 245V248L164 246L166 248V251L168 250ZM178 246H176V248ZM48 247H46L47 250L51 246L49 248ZM66 247L67 246L65 245L64 248L67 249ZM83 247L85 248V246H83ZM107 247L108 246L106 245V248ZM136 247H138V246H136ZM157 247L159 248V246H157ZM160 247H163V246H160ZM70 248H71V245L69 246V249ZM92 248L96 249V253L94 252L95 254L94 253H90V251L88 249H87V251L91 255H96L97 251H98L97 249L100 248V245H99L98 248H95L94 245H93ZM121 248H124V247L122 246ZM131 248H132V245H131ZM182 248H180L179 250H176V249L173 250L172 249L173 250L172 251L173 255L174 254L176 255L177 251L181 252ZM72 249L73 248H71L70 250H72ZM94 249L91 252H93ZM143 249H144V246H143ZM215 249H217L219 251V252L217 251L218 252L217 253L218 257H217V255H214L215 252H213V251H215ZM5 250H6V248H5ZM117 250H118L117 252H119V247H118ZM163 250H164V248H163ZM61 251L59 250V252H61ZM69 251H67V252H69ZM87 251H86V253L88 254ZM100 251L103 252L104 250L103 251L100 250ZM124 251H126V250L124 249ZM161 251L162 250H160V248H159V252H161ZM169 251H167V252H169ZM199 251L203 252V250H199ZM199 251L196 250L195 251L196 254L198 253V255H199L200 254ZM3 252H4V250H3ZM65 252L63 254H65ZM107 252H110V251H107ZM147 252H149V251L145 250L144 253L147 255ZM180 252L177 255L179 257L182 254V252L181 253ZM0 253H2L1 250H0ZM50 253H51V251H50ZM50 253L47 251L46 254H48V257H50V255H49ZM71 253H73V252H71ZM212 253H214V254L211 255ZM52 254L53 253H51V255ZM70 254H69V256H70ZM74 254L73 255L71 254V255L74 256ZM122 254H123V252H122ZM128 254L129 253H127V255ZM201 254H203V253H201ZM6 255H8V254H6ZM6 255H5V257H6ZM99 255H101V254L99 253ZM116 255H118V254L116 253ZM190 255H191V253H190ZM72 256L70 258H73ZM88 256L90 257V255H88ZM107 256H108V254H107ZM109 256H111V255H109ZM131 256H132V254H131ZM184 256H185V260H184V258H182ZM184 256L182 255L181 259H178V260H181L180 262L177 259H176V261H174L173 260L174 258H173L172 259V261H174L173 263L175 264V262L178 261L179 263L177 262L176 264H182V263H186V262L191 264L190 262H192V260L189 262L188 258L193 256V253H192L191 256H188V253L184 254ZM194 256H196V255H194ZM63 257L65 258L66 256H63ZM117 257L120 258V256H117ZM173 257L177 258L176 256H173ZM3 258H4V256H3ZM18 258H20V257H18ZM53 258H54V261H53V263H54L55 260L57 261V259H56L57 257L56 258L53 257ZM64 258H63V260H64ZM107 258L105 259V261H107ZM191 258L193 259V257H191ZM195 258L194 259L197 261V257H195ZM203 258H205V257H203ZM5 259L8 262L7 258H4L3 260H5ZM31 259H32V260H30L31 262L34 261L33 258H31ZM77 259H79V258H77ZM108 259H109V261H107V262H110L109 264H111V262H113L112 259L114 260V258H112L111 261H110V257ZM136 259H138V258L136 257ZM145 259H147V258H145ZM3 260L1 261V259H0L1 262H3ZM65 260H64L65 261L64 264H75L74 263L75 260H72V259H69V258H66ZM90 260L92 261V263H90V261H89V263L93 264L94 261L92 260V257L90 258ZM101 260H102V258H101ZM101 260H100V262H101ZM116 260L119 261V259H116ZM116 260H114V262ZM71 261H73V262H71ZM117 261H116V264L118 263ZM127 261H129V260H127ZM132 261L134 262L135 260H132ZM148 261H149V259H148ZM249 261H250V259H249ZM4 262H6V261H4ZM4 262H3V264H4ZM9 262H11V261H9ZM107 262H104V260H102V264L103 263L107 264ZM198 262L200 263L201 261L198 260L196 264H198ZM121 263H123V262H121ZM139 263L141 264V262H138V264ZM145 263H146V261H145ZM154 263H156V262H154ZM218 263H216V264H218ZM32 264H36V263L33 262ZM57 264H60V263H57ZM61 264H62V261H61ZM76 264H78V263H76ZM94 264H96V262H94ZM123 264H133V263H130V261L125 263V261H124ZM157 264H159V263H157Z\"/></svg>",
  "mask_w": 264,
  "mask_h": 264
},
{
  "label": "rangeland",
  "instance_id": "obj_2",
  "mask_svg": "<svg viewBox=\"0 0 264 264\" xmlns=\"http://www.w3.org/2000/svg\"><path fill=\"white\" fill-rule=\"evenodd\" d=\"M206 1H208V5L207 4H205L206 3ZM253 0H246V2H245V0H241V3H240V0H202L201 1V4L203 3V4H205L206 6H207V8H206V6L205 5H201L202 6V8H201V6H200V8L204 11L203 13H205V14H202V15H200V16H202V18L201 17H198V21H200V25H203V26H207V27H210V23H212L213 25L216 23H214V22H210V20L211 21H216V20H214L215 18H217V19H219L218 21H219V23H220V26L223 24L224 26H221V29H223V31H225V32H223L222 30H221V33H220V35H219V37L221 36H223L222 38L220 37V40H219V42L217 43V44H214V49L216 50V55H215V57H214V60L215 61H213L214 63L216 62L217 64H211V65H213V67H214V69H215V71L216 72H218V70L217 69H219V70H221L220 72L221 73H217L218 75H216V78H218L217 76H220V78H218V79H220V80H218V83L219 84H217V86H215V88L217 87L218 88V85H220L221 86V89H220V86H219V89L218 90H224L225 88V90L224 91H228V94H227V96L225 97V96H223L224 94L226 95V93L227 92H222V91H219V92H217L218 90H216V89H214V90H216L215 91V94L213 95V97H211V100L213 101V103L216 105V103H217V101L218 100H216V98H217V96H219V93L221 94V93H223V95L221 94L220 95V97L221 96H223V97H221V99L219 98V100H220V102L218 101V107H217V110L219 111H212V112H214V115L216 116H212L213 115V113L211 114L210 113V116H209V119H208V117H205L203 114H204V108H203V105L201 104L202 103V101H201V99L199 100V98H198V102H197V97H199L198 96V93H196V89L193 87V85L192 86H190V83H188V85H189V87H190V92H192L193 90L195 91V93L194 92H192V93H190L189 94V96L191 97H189L190 99H189V101L191 100L192 101V99H196L195 101L193 100L192 102H191V105H192V103H193V106L195 107V109L197 110L196 111V113L198 114H196L197 116H199V117H197L199 120H201L203 123H204V121H205V123H204V126H205V128L207 129V131L209 132V134L211 135V138L213 139V138H215V137H213V136H216L217 138H215V139H217L216 141H214L213 143H215V147H217V145L218 146H220L219 147V151H220V153H221V160H224V161H222V163L223 162H226V161H228V162H230V163H232V165H233V168H234V170L235 171H237V173L239 172L240 173V175L242 176V174H244V176H243V178H245L246 180L248 179L249 181L247 182V184H248V189H246V187L244 188L246 191L243 193V190L242 189H239L238 187H237V185L239 186V185H241L242 183H240V182H238V181H236L237 183H240V184H237V183H235V181L231 184V185H229L228 183L226 184V182L224 181V183L222 182V180H224V175H223V172L224 171H222L221 169H222V165H221V167H220V164H222L220 161H217L216 159H217V157L215 156V154H214V152H213V154H211V155H209L208 157H204V160L202 159V158H200L199 159V161L197 162V164L195 163H193L194 162V160L190 157L191 156V154H188V158H187V155H186V153H188V152H191V153H193L194 151L193 150H196V149H194V147H198V145H196L197 144V142L200 144V143H202L203 142V137H202V135H200L201 133H199V131H198V133H195V132H193L194 134L192 135L193 137H194V135L196 136H199V138L196 136L195 138H193V137H191V134L192 133H188V132H184L183 133V136L186 134V133H188V134H186V136L184 137L187 141H192V145H190L191 146V148H192V150L191 151H188V152H186V151H183V154H182V151L180 150V156L181 157H184L185 155H186V161H187V164L188 165H190L189 166V169H186V172H183L185 175H180L179 173L181 172V171H179V170H177L178 169V166H180V165H178V164H180V161L178 160V161H174V163L173 162H171V163H168L167 162V160H166V158H163V159H161V153H158L160 156H157V157H159V161H158V163L160 164V166H159V168H157V170H158V172H159V174L162 172V171H164L165 173H161V176L160 177H162V175H164L162 178H160L161 180L163 179V178H165V180L163 179V181L164 182H168L169 184L172 182V184L171 185H169V186H167V183L166 184H164V182H161V183H163L164 185H162L160 182H159V178H157L158 176H159V174H157V176L155 175V173H154V175L156 176V178L157 179H159V180H157V182L160 184V185H162V186H164V187H162L163 188V192H168L167 190H170L171 189V187H172V185H173V188H174V191H173V188L171 189V191H169V192H171V195L172 196H179L180 197V194H181V192L182 191H184L181 195L182 196H185V194L186 193H188L189 195H191V196H195V195H197V197H189V195H188V199L190 200H192V199H194V200H197L198 199V197H200V196H203V198L201 197L200 199L202 200V199H204V200H207L208 201V203L205 201H203L202 202V204H201V202L199 203L200 204V206L199 207H201L202 206V210H205L206 208L208 209V210H205V211H207L206 212V214L204 213V214H202L203 212H201V215H202V217L201 216H199L200 218H198V216H197V211H199V209H201V208H198V210H194L195 208L197 209V207L196 206H198L199 204H197L193 209H192V211L194 210V212L195 213H193V212H191V211H187L188 209H189V207H190V210H191V204L192 203H198V201H194V200H192L193 202L190 204V202H191V200L189 201V207L188 206H186V207H188V209L186 208L185 210L186 211H184V209H183V207L185 206V205H187V204H185V203H187V202H185L184 200L186 199V198H184V200H182L183 198H182V196L180 197V198H178V200L176 199V197H175V201H179V202H176L175 203V201H174V204H176L178 207H179V209H177L178 210V212H176L177 210H176V208H174L173 209V206H171V205H169V206H171V208L168 206V209H167V206L164 204V205H159V206H156V204H155V208L154 207H151L150 208V206H154V197L150 194V189L148 188L149 187V185H151L153 182V180L151 181L150 179H149V177H148V179L150 180V182H152V183H149L148 182V184L146 183V185L144 184L145 183V181L147 180H141V181H144V183H142L141 181H139L140 183L139 184H137V181H135V180H131L132 182L131 183H133L131 186H130V180H129V182H127L128 181V176H130V174L131 175H133L134 177L136 176V174L135 173H133V172H135L136 170L134 169V171L133 172H129V171H131L132 169H128L127 170V172H129L130 174L125 178V176H124V179H122L121 178V180H119L120 179V177L121 176H119L118 174H121L120 172H115V171H118L117 170V168H115V166L116 165H113V164H115V162H114V160H113V158L111 159V157H107V159H105V160H103L102 159V161L100 160L101 158H99V155H98V158H97V151L96 150H94L93 148H91L92 150H89V152H90V154L88 153V151H85V150H82V146H80V147H77V148H72V150H71V148L70 149H68L67 150V152L66 151H64V150H56V152H55V148L53 147V149H54V152L52 153L53 155H55V156H57V158L58 159H60L61 161H63L64 163H65V161L67 162V163H65V164H67L66 166H65V168H63V166L62 167H58V168H55V170H54V167H51L53 170V172L54 173H52L53 175H51V177H53V178H55L56 177V181L54 180V179H52L50 176V178L52 179V184H53V180H54V184H53V186H51V188L53 187L54 189L56 188V186H57V189H59L60 187H61V185H63V181H64V185H63V187H64V189L63 188H60V189H62V191L59 189V196H61L62 198H63V195H66L67 197H69V195H72V196H70L69 198H67L66 196H64V200L61 198H58L56 195L55 196H53L52 198H54V202H55V204H56V201H58L59 199H60V201L59 202H61L62 200V202L65 204H63L62 202H61V205H58V206H60L61 208L59 209V211H56V210H58L57 209V205H54V206H56V208L55 209H53L54 207H51V206H53V205H51V204H53L54 202H53V199L50 201V203L51 202H53V203H51L50 205L51 206H49V201L47 202V201H45V202H47V203H45L44 202V204H45V206H44V204H43V202H42V205L46 208V210H47V215H46V217L45 218H43L44 219V221H45V223L46 224H48V223H50V222H53V221H57L58 223H59V236H60V238L63 236H65V238H63V240L65 239L66 241H68V242H71L70 244H66L62 239H60L59 238V240H58V242H55V243H57L58 245H61V246H64L65 247V245L67 246L66 248L67 249H65L64 247H63V253L65 252V254H63L62 253V247H61V249H59L61 252H59V250H56V249H58L60 246H58L57 244H55L54 245V243L52 244V245H50L49 247L48 246H46V247H48L49 249L47 250L46 249V247H45V245H44V240L46 241V237L48 236L46 233H45V231H43L41 228H40V230H38L39 229V227H40V225H39V223L37 222V220H35V219H33L31 216H32V213L30 212L31 211V209L30 210H28L29 209V207L28 206H25V208H26V215L28 216V218H29V220L32 222L33 221V223L31 224L32 225V229H34L33 231V234L31 235V236H29V233L26 231V230H23V228H21L22 230H19L18 229V227L20 228V227H23V226H20L19 224H21V221H18V219L17 218H13L12 216H9V214L7 213L6 214V210H4V208H3V212H4V214H2L3 212H1V216L2 215H6V217H5V220H7V219H10V218H8V217H12L11 219H14V221H12L11 219L10 220H7V221H5L1 216H0V223H2L3 224V226H2V224H1V228L2 229H4L5 227L6 228H8L6 231H8L9 229H11V228H13V229H11V230H13V233L12 232H10L11 230H9L8 232H6V231H4V230H1L0 229V237L2 238V241H0V250H1V252L2 253H0V259H1V261L4 259V258H7L8 259V262H7V260L5 259V260H3V262L4 261H6V262H4V264H18L20 261V263L19 264H32L33 262L34 263H36V264H57V263H60L61 264V261H62V264H64V262L66 261L65 259L66 258H69V259H72V260H75V264L76 263H78V264H90V263H92V261L90 260V258L92 257V260L94 261V262H96V264H102V260H104V262H107V261H109V257H110V261H111V259L112 258H114V260H116V259H119V261H117L118 263L117 264H123L124 263V261H125V263L126 262H129L130 261V263H133V264H138V262H141V264H153L154 262H156V263H154V264H157V263H159V264H174L173 262L174 261H176V259L178 260V259H181V256L183 255L184 256V254H187L188 253V256H191L192 255V253H193V256H191V257H193V259L191 258V257H189L188 259V261L190 262L191 260H192V262H190L191 264H196L197 263V261L199 260V261H201L200 263L201 264H216V263H218L217 261H215L214 262V260H213V258H215V256H213V258L210 256V258H209V256L208 255H210V253H211V250H210V248L213 246V248H212V250H214V243L217 241V243L220 241V240H222L221 241V244H223V245H227V246H229V250L232 248V250H230V251H232V252H234L235 250L237 251V249L238 248H235V250H233L234 249V247L236 246V244H240L241 245V247H239L238 245H237V247H239V249H238V253L240 254V256L241 257H245L243 254H246V257L244 258L245 260H247V257H248V262L250 263V264H264V223H263V221H264V217H263V215H264V213H262V212H264V200H263V198H262V196H264V89H263V87H264V66H262L263 64H264V56H263V54H264V16H262L264 13H263V11L264 10H262V9H260V8H262V6H264V0H261L263 3H260L261 1H259V0H254L253 2L254 3H252V4H255L254 6L252 5L251 6V2H252ZM255 1H257V3H255ZM189 3V4H186V3ZM243 2H245V3H243ZM210 3H211V6H210ZM212 3L214 4V7H215V9H219V11H221V9H222V14H221V12H219L218 10H215L214 9V7H213V5H212ZM237 4V5H236ZM251 7V8H256V11L257 12H259L260 13V11H261V14L260 15H258L259 13H256V12H254V10L253 11H251V8L248 6V5ZM257 4V5H256ZM263 4V5H262ZM185 5H188L187 6V10L190 12V14L192 15V16H194L196 13H197V11H196V8H195V6H194V4H193V2H192V0H187V1H185ZM190 5H191V8H189L190 7ZM259 5L261 6L260 8H259ZM223 6H224V9H223ZM245 6H247V9L248 10H250L249 12L247 11V9H245L246 7ZM258 6V7H257ZM194 7V8H193ZM213 7V8H212ZM244 7V9H245V11H244V9H242ZM206 8V9H205ZM257 8H259V11H258V9ZM210 9V10H209ZM214 11V13H213V11ZM193 12H192V11ZM207 11V12H206ZM208 11H211V17H210V20L208 19L209 18V14H206V13H208ZM226 12V16H225V12ZM216 12H217V14H216ZM245 12H246V14H245ZM194 13V14H193ZM213 13V14H212ZM248 13V14H247ZM256 13V14H255ZM263 13V14H262ZM219 14V15H218ZM222 16H221V15ZM229 14V16H227ZM252 14H254V15H252ZM203 15H204V18H205V16H206V19H208L209 21L208 22H210L209 24H208V22L207 21H205L206 19H204L203 18ZM214 15V16H213ZM215 15L217 16V17H215ZM221 16V18L222 19H220L219 17ZM224 16H225V18H224ZM250 16H252L253 17V19H251L252 17H250ZM258 16H260V17H258ZM215 17V18H214ZM250 17V18H249ZM224 18V19H223ZM228 18V19H227ZM256 18V19H255ZM200 19V20H199ZM203 19H204V21L205 22H203ZM213 19V20H212ZM226 19V21H224ZM235 19H236V21H235ZM222 23H221V22ZM224 22V23H223ZM227 22V23H226ZM262 22V23H261ZM225 23H226V25H225ZM228 23H229V25H228ZM232 23V24H231ZM204 24H207V25H204ZM211 24V25H212ZM227 25H228V28H227ZM236 25V26H235ZM253 27V28H251V27ZM229 27H231V28H229ZM238 29H237V28ZM248 27H250V28H248ZM234 28V29H233ZM236 28V29H235ZM226 29L227 30H229V33L230 32H233L234 31V33L233 34H229L228 35V31H226ZM233 29V30H232ZM230 30H232V31H230ZM254 30H255V33L257 34H255L254 33ZM244 32V33H242V32ZM227 32V33H226ZM237 34H236V33ZM241 32V33H240ZM258 32H259V34H258ZM227 35H226V34ZM240 34V35H239ZM242 34L244 35V36H242ZM226 35V36H225ZM231 35V36H230ZM248 37L247 39H252V40H250V42H249V40H246V37ZM260 36H261V38H260ZM204 37V38H203ZM239 37H242V38H239ZM228 38H231L232 39V43L231 44H234V42H235V44H236V46H235V44H234V46H231V45H229L228 44ZM258 38V39H257ZM259 38H260V40H259ZM201 41H202V45L203 44H205V45H207V46H210L211 44H210V40H208V37H206V35L205 34H203L202 36H201ZM205 39H207V40H205ZM224 39H226V41L224 40ZM233 39H234V42H233ZM237 39V40H236ZM244 41H243V40ZM254 39H257V40H259V41H254ZM221 40H222V42H221ZM241 41V42H239V41ZM228 41V42H227ZM238 41V42H237ZM247 41V42H246ZM209 42V43H208ZM251 44V46H249L248 48L246 47V50H245V48L243 49V44L245 45V46H247V45H249V43ZM219 43L220 44H224V46H225V49H226V51H224V54L222 53V55H221V51L223 50V48H224V46L223 45H219ZM242 43V44H241ZM248 43V44H247ZM241 44V45H240ZM247 44V45H246ZM261 44V45H260ZM216 45V46H215ZM218 45V46H217ZM253 45V46H252ZM260 45V46H259ZM219 46H223V48L222 47H219ZM206 47V46H205ZM216 47H218L221 51L220 52H217V50H219L218 48H216ZM229 47V48H228ZM233 47V48H232ZM261 47V48H260ZM230 48H232V49H230ZM260 48V49H259ZM224 49V50H225ZM229 50H231V52L229 51ZM244 50V51H243ZM259 50V51H258ZM260 50H263L262 52H260ZM239 51H241V52H239ZM256 51H257V53L259 52V53H262V55L261 54H258L259 56H257V53H256ZM229 52V53H228ZM218 53V54H217ZM227 53L228 54H230V53H232V55L230 54V55H228L227 56ZM244 53H246V54H244ZM248 53V54H247ZM256 54V55H255ZM250 57H249V56ZM219 56V57H218ZM227 56V58H225ZM218 57V58H217ZM223 57V58H222ZM248 57V58H247ZM256 57V58H255ZM230 58H232L231 60H230ZM247 58V59H246ZM252 58V59H251ZM258 58V59H257ZM262 60H261V59ZM220 59H222V60H220ZM219 60L221 61L220 63H219ZM224 60V61H223ZM263 62V63H261V61ZM223 61V62H222ZM232 61V62H231ZM246 62V63H245ZM260 62V63H259ZM223 63V64H222ZM228 63V64H227ZM222 64V66H220V65ZM225 64L227 65L226 67H225ZM88 65V64H87ZM215 65V66H214ZM218 65V66H217ZM229 65V66H228ZM26 66V65H25ZM24 66V67H25ZM29 66V67H28ZM35 65L33 64V63H31L30 64V62H29V64H28V62H27V67H25V69L24 70H28V71H32V72H34L33 71V69L35 68L34 67ZM32 67H34L33 69H32ZM215 67H219V68H215ZM223 67H225V68H227V70H222V68ZM225 68H223V69H225ZM32 69V70H31ZM88 73H86V77L84 78V80H83V82H84V84H85V88L87 89H89L90 88V90L92 89V87H93V82L94 81H98V82H100L101 83V87L104 89V92L110 97V98H113V99H115V98H117V99H125V96H124V94L119 90V88H118V86L117 85H115L114 83H111V82H109V81H107L105 78H103V76L100 74V72H98V71H95L94 69H91L89 66H88ZM246 69V71H244V70ZM27 70H26V73L24 72V77H28L29 75H25V74H31L32 72H28L27 73ZM76 70H78V71H81L82 70V66H77L76 67ZM230 71V73H229V76H233V77H231V82H230V80L228 79V78H230L229 76H228V72ZM223 71V72H222ZM228 71V72H227ZM55 71L53 70V73H54ZM223 73H227L226 75H220V74H223ZM231 73H232V75H231ZM39 74V75H38ZM37 75H35L36 76V78H34L33 80H34V84H33V86L35 87V88H37V89H41V88H43V86L45 87V86H47V87H49V88H52V87H54V86H56V85H58V84H60L62 87H63V89H65L66 91H70L71 92V88H70V80H66V79H64V78H62L58 73V75L56 74V73H54V75L53 76H51V77H49V76H46V75H44V74H41V73H38ZM259 74V75H258ZM261 74V75H260ZM263 74V75H262ZM90 75V76H89ZM221 76H222V78H221ZM225 77V78H224ZM226 77H228L227 78V80H226ZM252 77V78H251ZM259 78V79H258ZM206 79V82H205V86L207 85V91H208V84H206V83H208V80H207V78H205ZM225 79V80H224ZM233 79V80H232ZM234 79H235V81H234ZM241 79V80H240ZM258 79V80H257ZM262 79V80H261ZM243 80V81H242ZM222 81H223V83H222ZM225 81V82H224ZM229 83H228V82ZM254 81V82H253ZM259 81V82H258ZM26 82H27V80H26ZM221 82V83H220ZM235 84H234V83ZM239 82V83H238ZM241 82V83H240ZM225 83V84H224ZM38 84V85H37ZM224 84V86H222ZM227 84V85H226ZM228 84H230V86H231V88H230V86L229 87H227L228 86ZM233 84V85H232ZM238 84V85H237ZM244 84V86H243V88L241 87L242 85ZM38 86V87H37ZM234 87V89H235V94H233L234 93V91H232L233 89V87ZM2 87V88H1ZM194 89H193V88ZM223 87H225V88H223ZM4 88V86H0V90L1 89H3ZM193 90H192V89ZM223 88V89H222ZM231 89V91H232V94L229 92L230 90L229 89ZM237 88V89H236ZM241 88V89H240ZM239 89V90H238ZM259 89H261V90H259ZM241 90V91H240ZM255 90V91H254ZM239 91V92H238ZM244 91H245V93H244ZM247 91V92H246ZM217 93V94H216ZM229 93L231 94V95H229ZM243 93H244V95H243ZM252 93V94H251ZM196 94H197V96H196ZM236 94H237V96H236ZM216 95V96H215ZM233 95V96H232ZM257 95V96H256ZM229 96V97H228ZM232 96V97H231ZM254 96V97H253ZM193 97V98H192ZM244 97H246L247 99H246V101H245V99H244ZM215 98V99H214ZM223 98V99H222ZM26 99V98H25ZM29 99V97H27V99L26 100H28ZM218 99V98H217ZM224 99H226V100H224ZM238 99V100H237ZM222 100H223V102H224V104H223V102H222ZM228 100H230V102L228 101ZM252 100V101H251ZM201 101V102H200ZM216 103H215V102ZM226 101L227 102H229V103H231V105H229V103H226ZM222 102V103H221ZM233 102V103H232ZM243 103V104H240V103ZM255 102V103H254ZM195 103V104H194ZM200 103V104H199ZM246 103V104H245ZM249 103V104H248ZM26 104V105H25ZM227 106H226V105ZM252 104V105H251ZM220 105V106H219ZM236 105V106H235ZM250 105V106H249ZM197 106H198V109H197ZM229 106V107H228ZM238 106V107H237ZM200 107V108H199ZM219 107L221 108V109H223L222 107H224V109H225V107H228V108H230V109H228V108H226V110H228V112H225L224 111V109H223V111L221 112L220 111V109H219ZM232 107H236L235 109L233 108L232 109ZM245 107V108H244ZM203 108V109H202ZM238 108V109H237ZM199 109H201V110H199ZM232 109V110H231ZM202 110L204 111L203 113H200V112H198V111H201L202 112ZM35 111H36V106H35V103L33 102V100L30 98L28 101H26V103H25V101H24V114L25 115H27L26 116V119H29V120H35V122H36V125L38 126L39 125V122H40V120H39V118L36 116V114H35ZM230 111H233V114H235V115H232L231 113L232 112H230ZM236 111H238V112H236ZM245 111V112H244ZM6 112H8V113H6V114H4V117H3V115H1L2 117V119L3 118H5V120H8V115L7 114H10V112L8 111V109H7V111ZM224 112V113H223ZM239 112H241L240 114H239ZM254 112V113H253ZM256 112V113H255ZM12 113V112H11ZM175 113L176 112H174V114L173 113H171V117H174V118H176L177 117V114L175 115ZM223 113V114H222ZM251 113V114H250ZM201 114H202V116H201ZM230 114H231V117H230ZM238 114H239V116H238ZM5 115H7V116H5ZM176 117H175V116ZM220 115H222V116H224V118H221L220 117ZM245 115V116H244ZM249 115V116H248ZM205 117V119L203 120V118ZM221 118H219V117ZM236 116V117H235ZM244 116V117H243ZM88 117V116H87ZM90 117H88V119H89ZM173 118V119H174ZM196 118V119H197ZM211 122V123H214V125H212V124H210V122L209 121H207V119ZM227 118V119H226ZM233 118V119H232ZM235 118V119H234ZM240 118V120H238ZM84 120H83V122L80 124L81 126H82V128L83 129H85V130H88V132L89 131H95L96 133H97V131H96V129L94 128L95 126H92V125H94V122H93V120H92V118H90L89 120L86 118V114H84V118H83ZM87 119V120H86ZM196 119H192L191 118V120H190V118H189V120L186 122L187 123V125L189 126V124H190V126L191 125H193V123L194 124H196ZM221 121H220V120ZM230 119V120H229ZM86 120V121H85ZM194 120V121H193ZM215 120V121H214ZM237 121V123H236V121ZM243 122H242V121ZM90 121L92 122V123H90ZM219 121H220V123H219ZM240 121V122H239ZM241 123V124H239V123ZM86 123V124H85ZM89 123V124H88ZM217 123V124H216ZM228 123V124H227ZM233 123V124H232ZM174 124H176V122H173V125ZM243 124H245V126L243 125ZM211 127H210V126ZM236 125V126H235ZM85 126V127H84ZM175 126V125H174ZM187 126V127H188ZM231 126V127H230ZM243 127L244 126V128H246V129H242V130H240V132H245V133H243V135L241 134L240 135V132H238L237 130H239V128L238 127ZM209 127V128H208ZM225 127V128H224ZM217 128V129H216ZM224 128V129H223ZM232 128V129H231ZM235 128V129H234ZM236 128H238L237 130H236ZM240 128V129H241ZM223 129V130H222ZM225 129H229V131H230V133L228 134V131L227 130H225ZM231 129V130H230ZM234 129V130H233ZM211 130V131H210ZM219 130V131H218ZM224 130H225V132L227 131V133H224ZM233 130V132H231ZM217 131V132H216ZM215 132H216V135H215ZM221 132H223L224 133V135H223V133H221ZM231 133L233 134V136H234V134H237V136L239 135V136H242V137H232L231 136ZM239 133V134H238ZM219 134H221L220 136H219ZM225 134H227V136L225 135ZM244 134H245V136H244ZM99 135V134H98ZM154 135H156L158 138H161V137H163V136H160V135H157L156 133H153V139H157L156 137H154ZM189 135H190V137H191V140L189 139ZM229 135V136H228ZM225 136V138L227 139V141L228 142H224V141H226V139L225 138H223ZM230 136H231V140H230ZM200 137H201V139H200ZM219 137V138H218ZM170 138H172V140L174 141V143H177V141H178V138H176V137H170ZM233 138H234V140H233ZM235 138H239V139H235ZM176 140V142H175V140ZM189 139V140H188ZM193 139H194V141H195V144H194V141H193ZM198 139V140H197ZM219 139H220V141H221V139H222V142L223 143H221L220 141H219ZM229 139V140H228ZM171 140V143L169 142V151L171 150V148H172V150L174 151L175 150V148L177 147L176 145L177 144H175L174 145V143H173V141ZM202 140V141H201ZM233 140V141H232ZM197 141V142H196ZM229 141H231V143H229ZM236 141V143L234 144V142ZM216 142H218V144L216 143ZM223 144L224 146L225 145H228V146H225L227 149H224V152H222L223 150V148H225L223 145H221V144ZM225 143V144H224ZM229 143V144H228ZM171 144H172V146H174L175 148H173L172 146H171ZM220 144V145H219ZM233 146V144H234V146L232 147L231 145ZM2 145H4V147H8V146H12V141L11 140H5V142H3L2 143ZM193 145H195V146H193ZM193 146V147H192ZM200 146V145H199ZM82 147V148H81ZM231 148V150H229V152L231 153H229L227 150L229 149V148ZM88 148V147H87ZM199 148V147H198ZM221 148V149H220ZM81 149V150H80ZM84 149V148H83ZM89 149V148H88ZM51 150H52V148H51ZM69 150H71V152L70 153H72V152H74L75 151V153H73V156H72V154H71V157L70 156H68V155H70V153L68 152ZM53 151V150H52ZM94 151H95V153L96 154H94ZM176 151V150H175ZM197 151V150H196ZM200 150H198L197 152H195V153H193V155H196V153H198ZM228 153H227V152ZM55 153V154H54ZM157 154V155H158ZM88 155V156H87ZM224 155V156H223ZM228 155V156H227ZM94 156H96L95 158H97V160L96 161H91L92 159L93 160H95V158H94ZM233 156V157H232ZM73 157V158H72ZM80 157V158H79ZM167 157H169V156H167ZM212 157H213V161H212ZM223 157V158H222ZM74 158H75V160H74ZM85 158V159H84ZM91 158V159H90ZM191 158V159H190ZM211 160H210V159ZM215 158V159H214ZM229 158V159H228ZM205 159L207 160L206 162H208V159H209V163H210V166H209V164L208 163H205ZM233 159V160H232ZM236 159H238V160H236ZM68 160H69V162H68ZM79 160V162H77V161ZM87 160H88V162L89 163H87ZM201 160H203V161H201ZM97 161H98V164H99V167L97 166L98 164H96L97 163ZM103 163V164H101V162ZM193 161V162H192ZM236 161V162H235ZM242 161V162H241ZM81 162V163H80ZM87 164H89V165H91L92 166V168H91V170L93 169V168H96L97 167V169H100V170H102V171H100V170H95L94 171V169L92 170V171H94V172H91V170H90V172H91V175L88 173V171L89 170H87V172L85 171L86 169H89L88 168V165L87 166H85L86 165V163ZM93 162H95V164H93ZM191 162V163H190ZM211 162H213V163H211ZM215 162V163H214ZM218 162H220V164L218 163ZM77 163V164H76ZM83 163V165L85 166V167H87V168H85L84 170H83V165H81ZM176 163V164H175ZM218 163V164H217ZM238 163V164H237ZM242 163V164H241ZM212 164L215 166V164H216V168L215 167H213L212 166ZM241 164V165H240ZM70 165V166H69ZM77 165H79V166H77ZM81 165V166H80ZM100 165H102V166H100ZM175 165H176V167H177V169H176V167H175ZM178 165V166H177ZM194 165H201V168H200V166H197V167H195ZM209 167H207V166ZM218 165V166H217ZM239 165V166H238ZM48 166V165H47ZM68 166V168L70 169H72L73 171H71V169H70V171H69V169L68 168H66ZM96 166V167H95ZM157 166V165H156ZM206 168H205V167ZM240 166H242V167H240ZM245 166V167H244ZM37 167H39V166H37ZM42 167V166H41ZM40 167V168H41ZM49 166L48 167H46V168H50ZM78 167H81L80 169L78 168ZM101 167L103 168V169H101ZM217 167H220V168H217ZM239 167H240V169H239ZM50 168V169H51ZM60 168V170H58ZM78 168V169H77ZM180 168V167H179ZM197 168V169H196ZM201 170H200V169ZM209 169L210 171L211 170H214V171H211L212 172V174H213V172H215L214 173V176L213 175H210V176H213L214 177V180L212 181L211 179H213V177L211 178V177H209V176H206L207 177V179L209 180V178H211L210 180L214 183L215 182V180L217 179V181L216 182H222L221 183V185H217V183L215 182L214 184H216L217 186H221L222 187V189H220L221 187H219V189L220 190H222L221 191V196H224L225 194V197H219V195L217 196L216 194H218L217 193V191H216V193H213V191H215V190H213V188L211 187L212 185H213V183L210 181V183H208L209 181H207L206 179H203L200 175H202L203 176V170L204 169ZM210 168H212V169H210ZM237 170H236V169ZM49 169V170H50ZM66 169H68V172H67V170ZM107 169V170H106ZM116 169V170H115ZM173 169H176L177 171H178V173L177 174H175L174 172H177L176 170H174V172H172L171 170H173ZM194 169H196L197 170V173H194L193 172V170ZM215 169L217 170V171H215ZM219 169H220V172H219ZM242 169V170H241ZM40 171L39 170V168H37L36 169V171ZM64 170L66 171V172H64ZM77 170V171H76ZM160 170H162V171H160ZM36 171H35V173H36ZM42 171H43V173H42ZM46 171V170H45ZM44 169H43V167H42V170L40 171V173L41 174H38V173H36V174H38V175H36L39 179H42V178H46L45 176H44ZM51 171V170H50ZM51 171V172H52ZM61 171V172H60ZM63 171V172H62ZM82 173H81V172ZM97 171L98 172H102V174H103V172H104V175L105 176H103V175H101V173H97ZM105 171H108V172H106L105 173ZM190 172V174H191V176H188L189 174V172ZM191 171H192V173H191ZM202 172V174H201V172ZM55 172H57V175L58 174H60V177H63V179H60V177H58L57 175H55ZM60 172V173H59ZM71 172H73V175H71V176H74L75 174H77V175H75L76 176V178H77V180H73L72 178H74V177H70V173ZM74 172H75V174H74ZM77 172V173H76ZM114 172V173H113ZM151 172V171H150ZM171 172H172V174H171ZM188 172V173H187ZM199 172V173H198ZM216 172H219V174L217 173V175H216ZM65 173V174H64ZM82 175H81V174ZM87 175V176H85V174ZM94 173H96V174H98V175H100V176H98V175H96V176H93V174ZM113 175H112V174ZM187 173V174H186ZM225 173V172H224ZM83 174H84V176H83ZM109 174H110V176H109ZM135 174V175H134ZM152 174V173H151ZM177 177L178 175L180 176V177H182L183 178V180L185 181V179L187 178V180L185 181L186 182V185H185V183H184V181L183 180H181L180 179V177H174V175ZM200 174V175H199ZM211 174V173H210ZM41 175V176H40ZM43 175V176H42ZM78 175H80V176H83V177H81V178H83L84 180H89L90 178L89 177H91V182L90 181H88L89 182V184H88V182H84V180H80V179H78L79 177H77ZM95 175V174H94ZM111 175L113 176L112 178H109V177H111ZM116 175V176H115ZM117 175L119 176L117 179L119 180V182H124L125 184H121V185H119L118 184V180L115 178V179H113L114 177H117ZM140 175V174H139ZM187 175V176H186ZM222 176V177H220V176ZM263 177H262V176ZM109 176V177H108ZM185 178H184V177ZM247 176V177H246ZM48 176H47V178H46V184H47V180H50V178H49ZM87 177V178H86ZM99 177H101L100 179H98ZM109 178V181H108V179H105V178ZM122 177H123V175H122ZM147 177V176H146ZM189 177H190V180H189ZM194 177V178H193ZM196 177H198V178H196ZM209 177V178H208ZM262 177V178H261ZM58 178V179H57ZM66 178L68 179L67 181V183H65L66 182ZM86 178V179H85ZM89 178V179H88ZM174 178V179H173ZM175 178L177 179L176 181H175ZM179 178V179H178ZM193 178V179H192ZM202 178V179H201ZM204 178H205V175H204ZM235 180H237L238 178H237V176H235ZM241 178V177H240ZM243 178H241V179H243ZM116 182H114L113 180ZM126 179V180H125ZM145 179V178H144ZM169 179V180H168ZM196 179H197V181H196ZM219 179H220V181H219ZM240 179V180H241ZM245 179H243L244 181H245ZM61 180V181H60ZM63 180V181H62ZM69 180H70V183H69ZM71 180H73V181H75V182H73L72 181V183H71ZM86 180V181H87ZM97 180H98V182H97ZM100 180V181H99ZM168 180V181H167ZM180 181V184L179 183H177V182H179ZM191 180H193V181H195L196 182V184H192L190 181ZM205 180V181H204ZM239 180V179H238ZM43 181H45V180H43ZM61 182V184H60V182ZM76 181H77V183H79V184H77L76 183ZM102 181V182H101ZM107 181L111 184H109L108 186L106 185V184H108L107 183ZM148 181V180H147ZM171 181V182H170ZM207 181V182H206ZM255 181V182H254ZM49 182V185H50V181H48ZM55 182H57V185L56 186H54L56 183ZM85 183L86 185L85 186H83L84 187V192L83 193H85L84 194V196L82 195L81 197L82 198H84V199H87L88 197H87V193H86V190L88 191V195H89V193L95 198V196L92 194V193H94V192H96L97 193V191H98V187L96 188V186H100V185H103V183L107 186V187H109V188H107L105 185V188H104V190L107 192V189L109 190V189H111V188H113V186H112V184L115 186V185H117L118 186V188H117V186L116 187H114L115 188V194H117V192H118V194H121L122 196H123V198H122V200L123 201H125V202H127V201H129L127 204L128 205H131V203H134V204H132L131 206H133V207H135L136 205V207H135V209L137 210L138 208H139V210H137V211H139V212H141V210H143L141 213H139L138 214V212H134V211H136V210H134V208L133 209H131L130 208V206H128L127 208H123V209H121V207L119 208V212L117 211V210H115V209H117L118 207H119V201L117 202L116 201V203H114V204H112V203H110V205H109V203H108V201H111V198L110 199H108L107 200V202H105L104 201V198L103 197H105V200H106V194L108 195V196H113V194L111 195V193H110V190L107 192V193H105V195L104 194H100L101 196V198L99 199V198H97V199H92V201L94 202V201H98L99 202V204L97 205V203L95 204L96 205V207L97 206H99L100 208H101V206H100V204L101 203H103V204H105L110 210H104V209H102V208H106V206L105 205H103V207L100 209L99 208V210H102V212L104 213V212H106V215L108 214L109 216H110V214H109V212H111V214H112V216H111V218H114V217H116L117 216V213H119V217L118 218H122V220L123 219H126L129 223L130 222H132V224L130 225L129 223H127V221H125V227L124 226H120L119 225V227H117V225L115 226V225H113V226H108V227H106V228H108L109 229V227H110V229L112 228L113 230H114V228L115 229H117L118 228V232H115V231H117V230H112L113 232V235L114 236H116L118 233H120V236H118V238H117V236L116 237H112V235H110V234H112V233H108L106 230V228L104 227H102L103 225H105V224H97V227L99 228L100 227V229H103L104 231H106L107 233L105 234V233H103V236H104V234H105V237L101 240V238H102V236H100L101 238H100V240H99V237L98 238H96V237H94L95 235H93V234H91L90 232H92V230L91 229H89L88 231H89V233H88V231H87V226H86V224L88 225V223L87 222H90V227H92V224H94L95 225V223H96V221L95 220H91V218L90 217H92L93 215L91 214V215H89L90 217V219H89V221H87L86 223L85 222H83V221H86V219L88 218V209H87V207L86 206H84V209L83 210H85V208H86V216L84 217V216H81V217H84L85 218V220L83 219V218H81V220H79L78 222H80V223H77V222H75L74 221V217L73 218H69L70 217V213L68 212L69 210H68V208H69V205H66V204H69V200L70 201H75L76 203V205L77 204H79V198H78V196H79V194L78 193H76V192H78L77 191V188H78V185H81V183ZM93 182V183H92ZM97 182V184H95ZM99 182H101L102 184H98ZM114 182V183H113ZM121 182V183H122ZM127 182V183H126ZM201 182V183H200ZM245 182V183H246ZM252 182V183H251ZM261 182V183H260ZM60 185H59V184ZM74 183H75V185L77 186H74ZM206 183H208L209 184V186H210V188H209V190H207V188L209 187L208 186V184H206ZM68 184V185H67ZM87 184H88V186H87ZM95 184V185H94ZM143 184V185H142ZM176 184H179V186L177 185L176 186ZM201 186H200V185ZM205 184V185H204ZM211 184V185H210ZM235 184V185H234ZM253 184H254V187L255 188H253ZM65 185L67 186V189H65L66 187H65ZM70 185V186H69ZM71 185L72 186H74L75 188H72L71 189ZM124 185L126 186H128V188L125 190V188L127 187H124ZM135 185H137V186H135ZM140 185H142V187L140 186ZM194 185V186H193ZM196 185H197V187H196ZM243 185V187L245 186V184L243 183L242 184ZM257 185V186H256ZM58 186H60V187H58ZM91 186H93V188L91 187ZM112 186V187H111ZM148 186V187H147ZM165 186L166 187H170V188H166L165 190H164V188H165ZM189 186H191V187H189ZM203 186H205V187H203ZM234 186V187H236V189L235 188H232V187ZM247 186V185H246ZM70 187V188H69ZM87 187H89V188H87ZM94 187H95V189H94ZM136 187V188H135ZM145 187V188H144ZM177 187H179L178 189H177ZM200 187V188H199ZM228 187V188H227ZM242 187V186H241ZM242 187V188H243ZM257 187V188H256ZM68 188L70 189V190H68ZM80 188V187H79ZM107 188V189H106ZM114 188L111 190V192H114ZM120 188V189H119ZM131 188H133V189H131L132 191H130V189ZM139 188H141V189H139ZM148 188V189H147ZM204 188V189H203ZM259 188V189H258ZM54 189H52V191L54 190ZM92 189V190H91ZM94 189V190H93ZM116 189H117V191H116ZM135 189V190H134ZM138 189V190H137ZM144 191H143V190ZM206 189V190H205ZM210 189H212V190H210ZM229 189L231 190V192L229 191ZM240 191H239V190ZM257 189L258 190H260V191H258V192H260L261 193V195H259V198H257L258 197V192H255V191H257ZM120 190V191H119ZM124 190V191H123ZM127 190H129V192L127 191ZM176 190H178V191H176ZM225 190V191H224ZM241 190H242V192H241ZM252 191V193L254 194L255 193V195H251V191ZM51 191V192H52ZM54 191H56V190H54ZM52 192V195L53 194H56L57 193V191H56V193L55 192ZM70 191H72V192H70ZM75 191V192H74ZM94 191V192H93ZM105 191H103V192H105ZM122 191V192H121ZM126 191V192H125ZM136 192V193H134V192ZM142 191V192H141ZM145 191H147V192H145ZM186 191V192H185ZM210 191V192H209ZM247 191H249V195H248V192ZM63 194H62V193ZM75 193V194H69V193ZM92 192V193H91ZM102 192V193H103ZM121 192V193H120ZM125 192V194H122V193H124ZM129 193V195H130V193L132 194V195H130L129 197L130 198H128V199H126V197L125 196H127L128 197V193ZM141 192V193H140ZM200 192H202V193H200V194H202V195H199V193ZM225 192V193H224ZM227 192V193H226ZM232 192H235L236 194H237V196H238V199H234V197H235V193L234 194H232ZM57 193V194H58ZM110 193V194H109ZM149 193V194H148ZM175 193H177V194H175ZM197 193V194H196ZM210 193H212L213 194V196L214 197H211L212 195L210 194ZM224 193V194H223ZM231 193V194H230ZM241 193H243V195L241 194ZM247 193V195H248V197L246 196V195H244V194H246ZM256 193H258V194H256ZM62 194V195H61ZM67 194H69V195H67ZM114 194V195H115ZM133 194H135V195H137V197H135V195H133ZM140 194L142 195L141 197H142V199L145 201L146 200V202H147V205L145 204V202L143 201V200H141L140 198ZM210 194V195H209ZM229 194V195H228ZM91 195H89V198H92V196ZM143 195L146 197V195H150L149 197H146V199L143 197ZM186 195V196H187ZM209 195V196H208ZM233 196L232 198H231V196ZM240 195H242V196H240ZM74 196H76V200H75V198H74ZM131 196H133L132 198H131ZM185 196V197H186ZM228 196V197H227ZM229 196H230V198H229ZM236 196V197H237ZM243 196H246V197H243ZM261 196V197H260ZM55 197H57L58 199L56 200L55 199ZM135 197V198H134ZM208 197V198H207ZM217 197H219L220 199H216ZM250 197H251V199H250ZM255 197H256V199H255ZM73 198V199H72ZM113 198V197H112ZM139 198V199H138ZM148 198H149V200H148ZM158 198V197H157ZM195 198H197V199H195ZM206 198V199H205ZM210 198H213V200L211 199V201H210ZM222 198H224L226 201H224V199L223 200H221ZM228 198V199H227ZM245 198V199H244ZM262 200H261V199ZM66 199H69V200H66ZM103 199V200H102ZM132 199V200H131ZM135 199V200H134ZM136 199H138V200H136ZM151 199H152V201H151ZM160 199V198H159ZM180 199L182 200L181 201V203H180ZM200 199H198V200H200ZM234 199V200H233ZM241 199H243L244 201H246V202H248V203H246L245 202V204H244V202L241 200ZM257 200V201H255V200ZM259 199H260V201H259ZM101 200V201H100ZM141 200V201H140ZM148 200V201H147ZM215 200H218L217 202L215 201ZM221 200V201H220ZM229 200H231L230 202H231V204L232 203H234V205L232 204V206L230 207V202H229ZM236 200H237V202L239 201V203H242L241 205V207L239 208V206L238 205H240L239 203H235L236 202ZM252 200V201H251ZM102 201H104V202H102ZM131 201V202H130ZM133 201V202H132ZM144 203H143V202ZM161 201V200H160ZM183 201H184V206H183ZM212 201H214L213 202V204H215L214 206H212L213 204H211L212 203ZM233 201V202H232ZM59 202H57L58 204H60ZM68 202V203H67ZM136 202V203H135ZM141 202V203H140ZM209 202H211V203H209ZM221 202V204L219 205V203ZM222 202H226V204H227V207L226 208H224L225 206H226V204L225 203H222ZM254 202L256 203V205L254 204ZM262 202H263V204H262ZM108 203V204H107ZM138 203V204H137ZM149 203H151V205H149ZM182 204V205H180V204ZM207 203V204H206ZM216 203L218 204V206L217 207H215L216 206ZM251 203H253L252 205H251ZM260 203V204H259ZM92 204H94V203H92ZM139 204H144L143 205V207L141 206V205H139ZM195 204H192V205H195ZM204 204V205H203ZM211 204V206L214 208L215 207V210L212 208V207H208L207 205H210ZM224 204H225V206H224ZM236 204H237V206H236ZM62 205H64L63 207H65L64 209H66L65 211H66V213H64L65 211H64V209L63 210H61L63 207H62ZM114 205H115V207H114ZM116 205H117V208H116ZM135 205V206H134ZM205 205L207 206V207H205ZM224 207H223V206ZM244 205V206H243ZM248 205V206H247ZM251 205V206H250ZM94 206V205H93ZM93 206H91V207H93ZM146 207V209L147 208H149V209H147V213H146V216H145V214H142L143 212H145V209H143V208H145ZM182 206V207H181ZM219 206H221V207H219ZM228 206L230 207V209H232V207H233V209H232V211L233 212H235L234 210L236 209V210H238V208H239V210L238 211H244V213H242L241 214V216H240V214H238L237 213V211L235 212V214H237V215H235L230 209V211L228 210ZM253 207V210H252V208H250V207ZM256 206V207H255ZM32 207V206H31ZM43 207V208H44ZM114 207V208H113ZM157 207H159L160 209H157ZM204 207H205V209H204ZM224 208V210L225 209H227L226 210V212H224V214H221V213H223V211L224 210H222V209H219V208ZM237 207V208H236ZM242 207H247V209L245 210L244 208H242ZM255 207V208H254ZM259 207L261 208V209H259ZM33 208V207H32ZM44 208V209H45ZM59 208V207H58ZM129 208V209H128ZM152 208H154V209H152ZM212 208V209H211ZM235 208V209H234ZM92 209H94V207L92 208ZM98 209V208H97ZM127 211H126V210ZM151 209L153 210L152 212H151ZM158 211H157V210ZM181 209H183V210H181ZM219 209V210H218ZM244 209V210H243ZM249 209V210H248ZM257 209H258V211H257ZM60 210H61V212H63L62 214V216H61V213H60V215H59V212H60ZM83 210H82V212H83ZM104 210V211H103ZM132 210H134V211H132ZM163 210H165V212L163 211ZM210 210V211H209ZM212 210H214L213 211V214H214V212H215V214H216V216H215V214L213 215L212 214ZM218 210V211H217ZM262 210V211H261ZM84 211V212H85ZM129 211V212H128ZM150 211V213H152V214H150V213H148ZM162 212V214L164 213L165 215H162L161 214V212ZM171 211V212H170ZM173 211V212H172ZM183 212V213H180V212ZM220 211V212H219ZM251 213H253L252 211H254V212H257V213H259V219H260V222H261V224H258L259 225V227H260V233H261V235H263V237L260 235L259 236V238L258 237H256L257 235L256 234H254V233H252L251 234V232L249 231H247V230H245L244 229V227H245V225L242 227V225L244 224V223H246V221L244 220L245 219V217H246V215H245V212H246V214H249L250 212ZM69 214H68V213ZM84 212H83V214H81V215H84ZM91 212V211H90ZM108 212V213H107ZM117 212V213H116ZM122 214H121V213ZM126 212H128L129 214H131L130 215V217H129V220H128V213L126 214ZM134 213V215H138L139 217H141V218H143V220L141 219V220H137V217H135L134 218V216L132 217V213ZM170 212V213H169ZM188 212V213H187ZM191 212V213H190ZM210 212H211V214H210ZM229 212H231L232 213V215L231 216H233V214L235 215L234 217H235V220H233L234 219V217H229V218H231L230 219V221H228V219H227V221L225 222L226 223V228H230V231L229 230H227L226 228L225 229H221L220 228V230L219 231H221L222 233H223V235H224V233H225V235H227V237H229V240H228V238L227 239H224V237H222V233L220 232V235H219V232H215V230H217V229H212L211 230V228H215V227H217L216 225H218L219 227H221L222 226V224L223 223H221V224H219V222H217V219L216 218H219V220H220V218L222 217V216H224L225 215V217H227L226 215L229 213ZM248 212V213H247ZM55 213H57V215L55 214ZM100 213H101V211H100ZM100 213H99V216L100 217H102L101 215H100ZM127 215H125V214ZM136 213V214H135ZM159 213L162 215V216H165L166 218H164V217H162V216H160L159 215ZM169 213V214H168ZM193 213V215H191ZM64 214H66V216L64 215ZM90 214V213H89ZM124 214V215H123ZM147 214H149L148 216H147ZM156 214L158 215V217L156 216ZM171 214V215H170ZM180 216H179V215ZM183 214V215H182ZM187 214H190V215H188L187 217H186V215ZM198 214H200V212L198 213ZM58 215L60 216V218L62 217V218H64L62 221H67V222H63L64 224H62V221H61V219H59V217H58ZM105 215V214H104ZM107 215V216H108ZM120 215H122V216H120ZM142 215V216H141ZM175 215H176V217H178V219L179 220H175L176 219V217H175ZM184 215H185V218H187V219H185L184 218ZM203 215H206V216H204V217H206L205 218V220H204V218H203ZM207 215L209 216V217H207ZM211 215H213L214 217H215V219L213 218V216L211 217V224H213L214 223V225L215 226H213V225H211V228L210 227H206V226H210V224L208 225V224H206V223H210V221L209 220H207V219H210V216ZM230 215V214H229ZM66 217V219H68V220H66L65 219V217ZM67 216H69V217H67ZM73 216V215H72ZM108 216V217H109ZM123 216H124V218H123ZM143 216H145V217H143ZM162 217V219L160 218V217ZM170 216V217H169ZM172 216H174V217H172ZM191 216V217H190ZM196 216V217H195ZM238 216V217H237ZM58 217V218H57ZM87 217V218H86ZM94 217V216H93ZM127 217V218H126ZM132 217V218H131ZM154 217H156V219L154 218ZM182 217L184 218V221H182L183 219H182ZM241 217V218H240ZM263 217V218H262ZM1 218L3 219V221H1ZM7 218V219H6ZM117 218V217H116ZM148 220H147V219ZM159 218V219H158ZM164 218V219H163ZM201 218H203L202 220L203 221H206V222H203V225H205V226H200L199 227V224L197 225V228L199 229L200 228V231H202V227H203V231H202V236H203V232H205V230L204 229H207V231L209 232H211V231H213L214 233H215V236H216V238H215V236H214V238H213V232H211V234L212 235H210L208 232H207V234L206 235H208V237H209V240L207 241V240H205V241H207L208 243L209 242H211L212 243V241L214 242V240H215V242L213 243V245L211 244L210 245V247L208 248V251H209V254L207 255V254H205V251L206 250H204V249H206V248H204V239L205 238H208V237H206L205 236V234H204V236L202 237L201 236V232L199 231H197V233L199 234V238H200V236L202 237V239L203 240H201V238L199 239V238H197V235L198 234H193L194 233V229H196V223H198V221L201 219ZM223 218V217H222ZM221 218V219H222ZM237 218H239V220L237 219ZM242 218H243V220H242ZM32 219V220H31ZM72 219V220H71ZM83 219V220H82ZM134 219V220H133ZM144 219H146V220H144ZM161 219V220H160ZM166 219V220H165ZM189 219V220H188ZM263 219V220H262ZM42 220V219H41ZM58 220H60V221H58ZM70 220V221H69ZM155 220H157V221H160V224L156 221L155 222ZM185 220H186V222H185ZM195 220V221H194ZM202 220H201V224H202ZM242 220V221H241ZM12 221L13 223H15V224H13L12 222V224H11V227H10V222ZM74 222L76 225H78L77 227H80L79 229L81 230V228L83 227V229H84V226H86L85 228H86V231H84V232H80L79 231V229L76 231V229H77V227H75V225H74V227H73V225L72 224H70V223H72V222ZM91 221H92V223H91ZM124 221V220H123ZM134 221H135V223H134ZM141 221V222H140ZM147 221H150V222H147ZM164 223V222H166L167 221V223H162V222ZM174 221V222H173ZM189 221V222H188ZM209 221V222H208ZM233 221H236V222H238L239 221V223L240 222H242V223H237V224H235L236 222H233ZM245 221V222H244ZM5 222H7V223H5ZM16 222H18L19 224H17L18 226H16ZM81 222H83L84 223V225H82V223ZM138 222V223H137ZM142 222H143V224H142ZM153 222H154V224H153ZM220 222H222V221H220ZM228 222H230L229 223V225L230 226H228L227 227V224H228ZM260 222H258V223H260ZM73 223V224H74ZM141 223V224H140ZM181 223L182 224H185V225H181ZM5 224H7V225H5ZM81 224V225H80ZM129 225V227H127L128 225ZM135 224V225H134ZM136 224H138V225H136ZM150 224V225H149ZM151 224H152V226H151ZM157 224H159L160 225V227L162 228H157V226H159V225H157ZM162 224V225H161ZM190 225V227L188 228V226ZM80 225V226H79ZM93 225V226H94ZM99 225V226H98ZM102 225V226H101ZM154 225V226H153ZM157 225V226H156ZM15 226H16V229H18V231L17 230H15ZM132 226H134V227H131ZM137 226H140V227H142L143 229H145V230H143L142 228V231H141V229H140V227L138 228ZM145 228H144V227ZM187 227V228H184V230H183V228L182 227ZM223 226H224V224H223ZM222 226V227H223ZM38 227V228H37ZM68 227H69V229H71V231L69 232V229H68ZM102 227V228H101ZM114 227V228H113ZM225 227V226H224ZM241 227L243 228V229H241ZM95 228V226L93 227V229ZM133 229L132 231H134L135 230V232H132L130 229ZM149 229V231L148 230H146V229ZM150 228H152V231L150 230ZM164 228V229H163ZM193 229V230H190V229ZM228 228V229H229ZM232 228V229H231ZM24 229H25V227H24ZM109 229V230H110ZM123 229V230H122ZM153 229H155V230H153ZM185 229H189L188 230V233L186 234L185 232H187V230H185ZM197 229V230H198ZM125 230V231H124ZM217 230V231H218ZM227 232H226V231ZM18 232V234H19V232H20V234H21V239L18 237L19 235H17V234H15V232ZM74 231V232H73ZM79 231V232H78ZM82 231V230H81ZM124 231V232H123ZM155 232V235L156 236H158V237H156L157 238V240L155 239V238H153V237H155L154 236V232ZM245 231V232H244ZM16 232V233H17ZM45 234H44V233ZM94 232V231H93ZM110 232V231H109ZM127 232V233H126ZM162 232V234L164 233V235H162V234H160ZM167 232H168V236L166 235L167 234ZM191 232H192V234H191ZM195 232H196V230H195ZM228 232H229V235L230 236H228ZM248 232V233H247ZM24 233H26V234H24ZM72 233V234H71ZM78 235L79 233L80 234H84L85 233V235L87 234V235H89V238H88V241H86V239L85 238H87L86 236H84L83 238H82V236H79L78 235V237L80 238H78L77 236H76V234ZM129 233V234H128ZM157 233H159V234H157ZM186 235H185V234ZM227 233V234H226ZM231 233V234H230ZM15 234V235H14ZM236 234V235H235ZM240 234V235H239ZM251 234V235H250ZM23 235L24 236H27V237H23ZM91 235L93 236V238L95 239H98L96 242L94 241V239L91 237ZM132 235H133V240L131 239L132 238ZM153 235V236H152ZM162 235V236H161ZM182 235H183V237H185V236H187L186 237V241H185V243L186 242H188V243H186L187 245H185L184 244V241H181V237H182ZM191 235V236H190ZM195 235V236H194ZM108 236H111V239L110 238H108L107 239V237ZM122 236V237H121ZM124 236H125V238L126 237H128L127 239H126V243L124 242L125 241V238H124ZM134 236H135V238H134ZM163 236H165V237H163ZM212 237V239H211V237ZM18 237V238H17ZM147 237V238H146ZM148 237H149V239H148ZM192 237H193V239L195 240L196 238L197 239H199V241L201 240L202 242L200 243L199 241H193V239H192ZM195 237V238H194ZM205 237V238H204ZM218 237V238H217ZM240 237V238H239ZM244 237V238H243ZM1 238H0V240H1ZM23 238V239H22ZM73 238L75 239H77L76 241L77 242H75V240H73ZM116 238H117V240H116ZM122 238V239H121ZM124 238V239H123ZM155 239V240H153V239ZM158 238H161V239H158ZM166 238V239H165ZM190 238V239H189ZM220 238V240L218 241L217 239H219ZM222 238V239H221ZM226 238V237H225ZM261 238V239H260ZM3 239H4V241H3ZM5 239H7V241L5 240ZM20 239V240H19ZM25 239V240H24ZM85 239V243H84V241L82 242L81 240H84ZM110 239V240H109ZM120 239V240H119ZM135 239H138L137 241H135ZM143 239V240H142ZM151 239H152V241H151ZM168 239V240H167ZM182 239H184V238H182ZM234 239H235V241H238V242H236L235 244H233L235 241H234ZM23 240V241H22ZM119 240V242L118 243H116L117 241ZM123 240V241H122ZM140 240V241H139ZM145 240V241H144ZM159 240H162L161 242L162 243H160V241ZM165 240V241H164ZM171 240V241H170ZM224 240H226V241H224ZM241 240V241H240ZM263 240V241H262ZM64 242V244L62 243V242ZM100 241H101V243H100ZM111 243H110V242ZM120 241H122V245H121V242ZM133 241H135L136 243L137 242H139V243H135V242H133ZM141 241L143 242V243H141ZM147 241V242H146ZM154 241V242H153ZM167 241H168V250L167 251H169V252H167L166 251V248H167V245H164V244H166L167 243ZM174 242V243H172L171 244V242ZM179 241H180V243L182 242V246L180 247V246H178L180 243H179ZM228 241H230V244H227V243H229ZM232 241H234L233 243H232ZM6 242H10V243H7V245L5 244ZM59 242H60V244H59ZM74 242V243H73ZM83 244H82V243ZM93 242V243H92ZM100 244H99V243ZM130 242H131V244H130ZM147 244H146V243ZM165 242V243H164ZM192 242H196V244L199 242L200 244H198L199 246H201L202 247V245H203V248H200V247H198V248H196V250L197 251H199V250H203V252L201 251H199L200 252V254L198 255V253L196 254V250L194 249L195 248V243L193 244ZM224 242H227L226 244H224ZM241 242V243H240ZM5 244V245H3V244ZM95 243V244H94ZM96 243H97V245H96ZM108 243V244H107ZM110 243V244H109ZM124 243V244H123ZM133 243V244H132ZM136 244V246H138V247H136V246H133V245H135ZM158 243H159V245H158ZM164 243V244H163ZM191 243V244H190ZM8 244H10V245H8ZM74 244V245H73ZM79 244V245H78ZM80 244H81V246H80ZM102 244V245H101ZM115 244H117V245H115ZM127 246H126V245ZM141 244V245H140ZM143 244V245H142ZM145 244V245H144ZM192 246H190V245ZM194 246H193V245ZM219 244H220V242H219ZM232 244V245H231ZM44 245V246H43ZM56 245H57V247H56ZM71 245V248H75L74 250L72 249V250H70L69 249V246ZM77 245V246H76ZM93 245H94V247L95 248H98L99 247V245H100V248H98L97 250V254L96 255H91V254H89V252L87 251V249L90 251V253H96V249H94V248H92L93 247ZM106 245L108 246L107 248H106ZM111 245H113V247L111 246ZM119 245V246H118ZM130 245V246H129ZM131 245H132V248H131ZM152 247H151V246ZM159 246V248H160V250H162L161 252H159V248L157 247V246ZM181 245V244H180ZM185 245V246H184ZM190 246V247H187V249L185 250V248H186V246ZM231 245V246H230ZM83 246H85V248L83 247ZM98 246V247H97ZM123 246L124 248H121V247ZM143 246H144V249H143ZM160 246H163V247H160ZM166 248H165V247ZM176 246H178L177 248H176ZM184 246V247H183ZM56 247V248H55ZM104 247V248H103ZM118 247H119V252H117L118 250ZM130 247V248H129ZM136 249H135V248ZM148 247V248H147ZM174 247V248H173ZM183 247V248H182ZM5 248H6V250H5ZM102 248V249H101ZM129 248V249H128ZM153 248V249H152ZM163 248H164V250H163ZM180 248H182V250H181V252H182V254H181V256L179 257V256H177L178 255V253L180 252V251H177L176 252V255L174 254L173 255V250H179ZM4 250V252H3V250ZM52 249V250H51ZM86 249V250H85ZM94 249V251L93 252H91L92 250ZM111 249V250H110ZM114 249V250H113ZM121 249V250H120ZM124 249L127 251H124ZM128 249V250H127ZM131 249V250H130ZM139 249V250H138ZM144 251H143V250ZM158 249V250H157ZM173 249V250H172ZM185 251H184V250ZM194 249V250H193ZM199 249V250H198ZM9 250V251H8ZM54 250V251H53ZM71 252H73V253H71ZM100 250H104L103 252H101ZM116 250V251H115ZM144 253L145 252V250H147V251H149V252H147V255L145 254H143L141 251ZM153 250V251H152ZM243 250V251H242ZM6 251V252H5ZM47 251L50 253V251H51V253H53L52 255H51V253L49 254L50 255V257H48V254H46L47 253ZM58 251V252H57ZM67 251H69L72 255L74 254V256H72L69 252H67ZM86 251L88 252V254L86 253ZM107 251H110V252H107ZM112 251V252H111ZM190 251V252H189ZM192 251V252H191ZM194 251V252H193ZM218 250L217 249H215V251H213V252H215V254L214 253H212L211 255H217V257H218V252H217ZM8 252V253H7ZM105 252V253H104ZM122 252H123V254H122ZM133 252V253H132ZM164 252V253H163ZM180 252V253H181ZM185 252V253H184ZM5 253V254H4ZM60 253V254H59ZM94 253V254H95ZM99 253L102 255H99ZM103 253V254H102ZM110 253V254H109ZM116 253L118 254V255H116ZM120 253V254H119ZM127 253H129L128 255H127ZM150 253V254H149ZM184 253V254H183ZM190 253H191V255H190ZM195 253V254H194ZM201 253H203V254H201ZM242 253V254H241ZM6 254H8V255H6ZM59 254V255H58ZM69 254H70V256H69ZM107 254H108V256H107ZM127 256H126V255ZM131 254H132V256H131ZM143 254V255H142ZM5 255H6V257H5ZM88 255H90V257L88 256ZM109 255H111V256H109ZM116 255V256H115ZM124 255V256H123ZM130 255V256H129ZM136 255V256H135ZM149 255V256H148ZM180 255V254H179ZM194 255H196V256H194ZM201 255V256H200ZM207 255V256H206ZM251 255V256H250ZM3 256H4V258H3ZM52 256V257H51ZM63 256H66L65 258L63 257ZM69 256V257H68ZM73 257V258H70V257ZM77 256V257H76ZM98 256V257H97ZM117 256H120V258H118ZM145 256V257H144ZM173 256H176L177 258H175V257H173ZM18 257H20V258H18ZM30 257V258H29ZM53 257H57L56 259H57V261L55 260V262L53 263V261H54V258ZM62 259H61V258ZM89 257V258H88ZM102 258V260H101V258ZM108 257V258H107ZM117 257V258H116ZM136 257L139 259H136ZM179 257V258H178ZM195 257H197V261L195 260L196 258ZM203 257H205V258H202ZM252 257V258H251ZM3 258V259H2ZM31 258H33V260L34 261H30V260H32ZM59 258V259H58ZM63 258H64V260H63ZM77 258H79V259H76ZM100 258V259H99ZM107 258V261H105V259ZM116 258V259H115ZM145 258H147V259H145ZM174 258V259H173ZM182 258H184V260H185V256L184 257H182ZM195 258V259H194ZM29 259V260H28ZM98 261H97V260ZM124 259V260H123ZM142 259V260H141ZM148 259H149V261H148ZM172 259L174 260V261H172ZM209 259V260H208ZM212 261H211V260ZM249 259H250V261H249ZM52 260V261H51ZM59 260V261H58ZM96 260V261H95ZM100 260H101V262H100ZM114 260L112 259V261L113 262H111V264H116V261L114 262ZM127 260H129V261H127ZM132 260H135L134 262L132 261ZM156 260V261H155ZM195 260V261H194ZM0 261V264H3V262H1ZM9 261H11V262H9ZM36 261V262H35ZM89 261H90V263H89ZM145 261H146V263H145ZM154 261V262H153ZM179 262L181 261V260H178ZM177 261V262H178ZM187 261V260H186ZM185 261V262H186ZM211 261V262H210ZM71 262H73V261H71ZM70 262V263H71ZM94 262H93V264H94ZM121 262H123V263H121ZM177 262H175V264L177 263ZM178 262V263H179ZM110 262H107V264H109ZM199 262H198V264H200ZM103 264H105V263H103ZM140 264V263H139ZM182 264H189V263H182ZM219 264V263H218Z\"/></svg>",
  "mask_w": 264,
  "mask_h": 264
}]
</instances>
